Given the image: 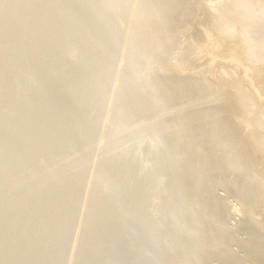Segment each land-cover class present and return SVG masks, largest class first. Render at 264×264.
I'll return each instance as SVG.
<instances>
[{"label":"rangeland","instance_id":"rangeland-1","mask_svg":"<svg viewBox=\"0 0 264 264\" xmlns=\"http://www.w3.org/2000/svg\"><path fill=\"white\" fill-rule=\"evenodd\" d=\"M2 0H0V2H1ZM4 1V5H3V7L1 6L2 4H0V9H1V12H0V18H1V21H0V43L1 44H3L2 46H1V44H0V53L2 54V56H1V54H0V57H1V59H0V64H3V65H0V74H2V79L0 78V86L1 85H3V83L5 82L6 84L7 83H10V81L12 82V84H14L15 82V80L16 81H18L17 79H18V77H19V88L21 89L22 87H24V88H22V89H24V90H20V91H18V92H22V95L20 94V93H18L19 95V97L18 96H14L13 97V94L14 93H16V90L14 89V87L16 86V89H17V82L14 84V87H13V89H14V91H13V89H12V87H11V89H10V87H9V85H12L11 83L8 85H6L5 83H4V85L5 86H7V87H9V89L7 88V90H5L4 89V87L5 86H2V88L0 87V90L2 91H0V96H2V98H0V99H2L3 101H5L6 103H4V102H2L1 100H0V105L1 104H4V105H1V107H0V112H1V114H0V123L1 124H3V125H0V128H2L3 130V133H2V131H0V137L3 135V137L5 138H3V137H1V139H3V141H5L6 140V142H8V143H4L1 139H0V142H1V145H0V166L2 167H0V177H4V174H6V175H8V181H6L5 179L7 178V177H5V179L4 178H0V179H2V181L0 180V205H2V206H0V217H2V218H0V226H1V229H0V243H1V245H0V250H3V251H1L0 252V257L2 258V257H4L3 256V253H4V255H5V257L7 258L6 260H4V261H2L1 262V260L2 259H0V264H3V263H5V264H163L164 263V261L166 262V263H164V264H167L170 260H172L171 262H174V259L173 258H176L175 260H177L178 261V259L180 260V258L181 257H183V256H180V253H186V252H188V250H190L189 248H190V244L188 243V240L191 238V237H194L195 236V234H196V232L195 231H193L194 230V228H195V226L194 225H192V220H191V218H195L196 216L195 215H198V212H199V210H198V212H196V209L198 208L199 209V207H198V205L195 203V202H192V200H190V199H188L186 196H184V194H182V193H179L180 192V190H176L177 189V184H180V183H177V182H179L180 180H178L177 179V176H179V175H181V176H183V172H181V171H176L177 169L178 170H180L181 169V167H182V165L185 163V157L183 158V159H181V157H182V155L179 153V152H181L180 151V149H178V150H176V147H174L173 146V144H172V142H171V140H170V134H173L174 133V130H175V128H173L172 126H174V124L176 125L177 124V121H176V119H174L175 118V116L176 117H178L180 114L176 111L177 109V105L175 104V103H173L171 100L170 101H168V98H166L165 96H164V94L162 93V91L160 92V90L158 91L159 93H157L156 91V89H153L152 87V81H155V80H158V77L161 75V74H159L160 72H158V71H156V70H154L155 72L154 73H157L156 75H158V77H155L156 75H153L152 77H151V74H148V73H150L151 71H153V69H154V67L156 68H158V64H157V60H156V58L158 59L159 57L156 55V58L154 57V53L153 54H150L151 52H152V50H150L148 47V49H146V47H144V46H146V45H140L139 47L141 48V50H140V48L139 47H137V53H136V51H135V48H136V46H133L134 44V42H136V41H138V40H140L139 38H138V36L139 37H142V36H140V35H143V37L145 38V36H146V38H148V33H146V35H145V33H143V31L142 32H140L139 34H138V36H137V31H135V34H136V36L134 35V33H129V36L131 37V34H133L132 35V37L133 36H135L136 37V39L138 38V40H132V38L130 39V37L127 35L128 34V30H130V31H133L137 26V24L136 25H131V24H133V23H131L132 21H131V18H130V26H131V29H127L126 30V28H127V26H123V25H125V24H123L125 21H126V19H125V17L127 16V13H128V10H129V12H130V6H133V2H132V4L131 5H129V2L126 0V2H128V3H125V0H122V1H124V2H122V1H120V2H122V3H125V5L126 6H128V8L125 6V5H121L120 4V2H119V0H117V7H115V6H113V5H116L115 3H114V1H116V0H47V2H46V0H41V1H39V0H13V3L11 2L12 0H3ZM14 1H15V3H14ZM73 1V2H72ZM80 3H79V2ZM92 1V2H91ZM130 1V0H129ZM202 1V0H201ZM207 3H206V2ZM21 2H25L24 3V5L25 6H27V8L25 9V10H23L24 8V5H23V3H21ZM27 2H29L30 4H28ZM35 2V3H34ZM44 2V3H43ZM50 2H53V3H50ZM55 2H56V5H55ZM76 2V3H75ZM1 3H3V2H1ZM20 3V4H19ZM57 3H58V5H57ZM59 3H60V5H59ZM83 3V4H82ZM131 3V2H130ZM202 3H203V5H202V9H204V11L202 10V15H201V17L202 18H200V20H202V21H208L209 22V20H213L212 18H214V15L215 16H217V15H222V16H224V17H226V18H228V17H230V19L232 20V21H234V19H236V18H234V16L235 17H237V14H235V13H237L238 12V9H239V7H240V0H203L202 1ZM201 3V4H202ZM17 4V5H16ZM28 4V5H27ZM41 4V6H39ZM63 4V5H62ZM67 4V5H66ZM69 4L71 5V6H69ZM77 4V5H76ZM78 4H80V5H78ZM82 4V5H81ZM128 4V5H127ZM232 6H231V5ZM19 5H21V7H20V11L18 12V11H16V10H19ZM31 6V8L32 9H30V6ZM46 5V6H45ZM118 5H120L119 7L120 8H118ZM229 5V6H228ZM9 6H10V8H9ZM12 6V7H11ZM23 6V7H22ZM44 7V10H46V11H44L43 10V7ZM58 6V7H57ZM59 6H60V8H59ZM64 6V7H63ZM121 6L122 7H124L125 6V10L123 9L122 10V8H121ZM211 6H212V8H211ZM261 6V7H260ZM78 8V10H77V8ZM134 7V6H133ZM132 7V8H133ZM143 7V8H142ZM142 7H140V11L141 10H143V9H145V6H142ZM259 9L261 8V9H264V2H263V5H262V3H261V5L259 4ZM5 8L8 10H5ZM22 8V9H21ZM80 8V9H79ZM100 8V9H99ZM128 10H127V9ZM130 8V9H129ZM142 8V9H141ZM211 10V11H206V10ZM235 8V9H234ZM10 9H13V11L11 12L10 11ZM27 9H29V10H27ZM41 9V10H40ZM59 9H62V11L60 12L59 11ZM65 9H66V11H65ZM74 10V12L73 11H71V10ZM103 9V10H102ZM32 10V11H31ZM37 10V11H36ZM52 10V11H51ZM54 10L56 11L55 13H54ZM83 10V11H82ZM99 10H101V11H99ZM224 10V11H223ZM33 11H35V13L33 12ZM44 11V12H43ZM51 11V14H56L58 11L60 12V13H57V16L55 17V15L53 16V18H52V16H50V18H46V19H50L49 21H45V22H53V23H51V24H47V23H45L44 24V21L43 20H40L39 18H42V19H44L45 17H47L46 16V12H47V14H48V17H49V15H51L49 12ZM63 11H65V12H67V11H71V14L69 13V12H67V13H63ZM77 11V12H76ZM82 11V12H81ZM85 11V12H84ZM125 11V12H124ZM260 11H263V10H260ZM9 12V13H8ZM28 12H31V13H28ZM32 12H33V14H34V16L35 17H37L38 15V17H37V20H34L33 19V16H32ZM53 12V13H52ZM122 12H124V15H123V13ZM6 13V14H5ZM7 13L9 14V16L7 15ZM19 13L21 14V15H19ZM45 13V14H44ZM63 13V14H62ZM72 13H74L73 14V18H70L71 16H72ZM78 13H80V14H78ZM85 13H86V15H85ZM125 13H126V16H125ZM131 13H132V11H131ZM131 13H129L130 15H132ZM140 13H143V11H141ZM211 13H212V17H211ZM216 13V14H215ZM31 14V17L30 18H32L31 19V21L29 20L30 18H28L27 16H29ZM42 14V15H41ZM43 14H44V17H43ZM63 15V17H62V15ZM64 14H66V16H67V14H68V17H69V14H70V17H69V19H71L70 21L68 20V21H66L65 22V19H63L65 16H64ZM77 14V15H76ZM82 14H84V15H82ZM129 14H128V18H127V21L129 20V17H131V16H129ZM205 14H206V16H205ZM209 15V17H207L208 15ZM235 14V15H234ZM61 15V18L59 17ZM80 15V16H79ZM119 15H120V18H119ZM6 16V17H5ZM15 16V17H14ZM77 17V19H76V23H74L75 21V17ZM79 16V17H78ZM83 16H84V18H83ZM87 16V17H86ZM122 16H125V17H122ZM34 17V18H35ZM68 17H66V18H68ZM90 17V18H89ZM211 17V18H210ZM7 18V19H6ZM23 18H24V20H26V18H27V20H26V22L23 20ZM83 19V20H81V19ZM122 18H124V19H122ZM5 19V20H4ZM36 19V18H35ZM46 19H44V20H46ZM90 19V20H89ZM122 19V20H121ZM229 19V18H228ZM229 19V20H230ZM30 22H32L33 20L37 23V25H38V27L39 28H35L34 26H36L35 24V22H34V24H32V23H30ZM55 20V21H54ZM79 20V21H78ZM85 20V21H84ZM123 20H125V21H123ZM136 19H134V22L136 23V21H135ZM22 21H24L25 22V24H27L28 22V24L27 25H29V27L30 26H32V25H34L33 26V28L32 27H30V28H32L33 29V31H34V29H35V33H33V31H32V29H29V28H27L28 26L27 25H23V22ZM39 21H41L40 23H39ZM74 21V22H73ZM82 23H81V22ZM236 21V20H235ZM2 22V23H1ZM6 22V23H5ZM8 22V23H7ZM68 22H70V23H68ZM129 22V21H128ZM128 22H126V25L128 24ZM11 23V24H10ZM41 23H43V24H41ZM93 23V24H92ZM47 24V25H46ZM87 24V25H86ZM201 24H205L206 25V23L205 22H203V23H201ZM67 25H68V27H67ZM84 25V26H83ZM86 25V26H85ZM129 25V24H128ZM203 25H200V28L202 29H204L205 27H203ZM22 26L24 27V26H26L25 27V30H27V31H25L24 29H23V31L22 30H19V29H21L22 28ZM56 26V27H55ZM58 26V27H57ZM78 26V27H77ZM110 26V27H109ZM134 26H136L134 29H133V27ZM6 27V29H4ZM12 27V28H11ZM18 27V28H17ZM40 27H41V30H40ZM43 27V28H42ZM65 27V28H64ZM66 27H67V29L69 30H67L66 29ZM99 29H98V28ZM110 28V30L108 29V28ZM237 28H238V25L236 26ZM17 29V30H13V31H11V29ZM27 28V29H26ZM55 28H57V29H55ZM62 28H64V29H62ZM79 29L78 31L76 30V29ZM107 28V29H106ZM43 29V30H42ZM74 29V30H73ZM117 29V30H116ZM123 29V30H122ZM126 30V32H127V34H126V32H125V30ZM137 29V28H136ZM39 30V31H38ZM55 30H57V31H55ZM59 30L60 31H62L63 30V32L66 34V33H68V34H63V32H59ZM70 30H71V32L73 33H71L70 35H69V32H70ZM76 30V31H75ZM81 30H82V32H81ZM88 30H89V32H88ZM93 30V31H92ZM97 30V31H96ZM101 30H103V31H101ZM105 30V31H104ZM237 30V29H236ZM261 30L262 31H264V26L261 28ZM7 33H6V32ZM15 31V32H14ZM20 31H21V33H23V34H21L20 33ZM25 31V32H24ZM123 31V33L122 34H119V33H121ZM239 30H237V32H238ZM12 34H10V33ZM27 32V33H26ZM28 32L30 33V34H28ZM42 32V33H41ZM49 33V35H48V33ZM56 32L57 33H61L63 36H64V38L67 36V38H63V36L62 37H60L61 36V34L60 35H57L56 34ZM79 32H81L80 34H82L83 36H84V34H85V36L84 37H82V35L80 36L79 34V37L78 36H76L75 38H74V36H72V35H74V33H79ZM96 32V33H95ZM115 32V33H114ZM124 32H125V35H126V39L124 38L125 36L123 35L124 34ZM134 32V31H133ZM2 33V34H1ZM31 33H32V35H31ZM39 35H38V34ZM88 33V34H87ZM99 33V34H98ZM143 33V34H142ZM7 34H9V35H7ZM14 34L16 35V37L14 36ZM17 34H18V36L20 37L19 39H16V38H18V36H17ZM34 34V35H33ZM55 34V37L56 36H58V38L59 39H56L53 35ZM104 36H102V35ZM117 34V35H116ZM25 36V35H27V36H25V37H27V39L29 40H27V39H24V38H21V36ZM41 35V36H40ZM42 35L43 36H47V37H50V39L52 40L51 42H53V40L55 41V42H53V43H57L56 42V40L57 41H59L60 39H62V40H64V42L62 41V40H60V43H61V41L63 42V43H57L58 45H60L59 47H58V45L56 46H54V44L52 45V43L50 42V40L48 39V38H41V40L42 41H39L40 39V37H42ZM51 35L54 37V38H51ZM89 35V36H88ZM90 35H91V37H90ZM96 35H98V36H96ZM124 37H123V36ZM264 35V34H263ZM32 36H33V38H32ZM13 37V38H12ZM15 37V38H14ZM40 42V44H43V43H47V44H45V45H48V47L50 46V48L51 49H49L47 46L45 47L44 46V44L43 45H40L39 43H37V40L35 39V38ZM72 38L73 37V39H70V41L68 42V41H65L66 39L67 40H69V38ZM99 39H98V38ZM102 37V38H101ZM134 38V37H133ZM145 38V39H146ZM13 39H16L17 40V42H16V40H15V44L16 43H21L22 44V47H20L21 45L20 44H17V45H15V46H17V47H15V46H13L14 47V49H13V47H10V46H12L11 45V41L13 42ZM43 39H48V40H46L47 42H43L44 40ZM56 39V40H55ZM76 39V40H75ZM95 39V40H94ZM103 39V40H102ZM143 39V38H142ZM141 39V40H142ZM6 40V41H5ZM20 40V41H19ZM33 40H34V42H33ZM80 40V41H79ZM124 40H125V42H124ZM126 40L128 41L127 43H126ZM9 41H10V43H9ZM23 41H24V43H25V45H24V43H23ZM36 41V42H35ZM49 41V42H48ZM71 41H73V42H71ZM75 41V42H74ZM130 41H132V42H130ZM3 42V43H2ZM4 42H8V43H4ZM31 42V43H30ZM99 42V43H98ZM130 42V47H127V46H125L126 47V49H125V47H123L124 45H128L129 46V43ZM139 42V41H138ZM137 42V43H138ZM27 43V44H26ZM30 43V44H29ZM32 43H33V46H34V50H32V52L33 53H31L30 52V50H28L29 48H31V46L30 45H32ZM50 43V44H49ZM94 45H92V44ZM124 45H123V44ZM126 43V44H125ZM132 43V44H131ZM140 44H142V42L140 41L139 42ZM139 43H138V45H139ZM6 44L9 46V48H8V46H6ZM35 44L37 45L38 44V46H36L35 47ZM66 44H69V46H65ZM71 44V45H70ZM74 44V45H73ZM75 44H77V45H75ZM87 44V45H86ZM106 44V45H105ZM136 44V43H135ZM4 45H5V47H4ZM13 45H14V43H13ZM25 46V48H24V46ZM54 46V48L52 47V46ZM96 45V46H95ZM33 46H32V48H33ZM71 46V47H70ZM89 46V47H88ZM111 46V47H110ZM123 48H122V47ZM39 47V48H38ZM42 47L43 48H45V51H43L44 49H42ZM55 47H58V48H55ZM60 47H61V49H60ZM67 48V47H70L71 49H76V51H79V53H81L82 54V52H83V54L82 55H75V54H77L75 51H73V52H75V54L74 53H72L71 52V50L68 48V49H65V48ZM82 47V48H81ZM92 47V48H91ZM94 47V48H93ZM102 49V51L100 52V48ZM108 47V48H107ZM133 47V48H132ZM142 47H144V49L142 48ZM8 48V49H7ZM12 49V52H13V50L16 52H13V53H15L13 56H12V53H11V50H9V49ZM31 48V49H32ZM39 49V50H37V49ZM41 48V49H40ZM89 48V49H88ZM96 48H99V49H96ZM106 48V49H105ZM128 48V49H127ZM131 48V49H130ZM47 49H49V50H47ZM56 49V51L54 52V50ZM86 49V50H85ZM90 49H91V51H90ZM95 49V50H94ZM113 49V50H112ZM124 49V50H123ZM133 49H134V52H133ZM143 49V50H142ZM17 50H18V52L19 53H17ZM24 50V51H23ZM35 50H37L36 51V55H35ZM64 50H66V52H68V54L66 53H64L65 51ZM67 50H70V52L72 53H70L69 51H67ZM93 50V51H92ZM126 50V51H125ZM129 50V51H128ZM177 50V51H176ZM175 50V48H174V51L175 52H173V53H175V54H172L173 55V57H176V58H178V56L177 55H179V49H176ZM9 51V52H8ZM46 52L47 51V53H44V54H47V55H49V56H47V58H49L50 56H53V55H56L57 54V57H59L60 58V60L57 58V59H55L56 57H51L52 59H48V61H47V58L44 56V58H43V55L41 54L42 52ZM49 51V52H48ZM81 51V52H80ZM90 51V52H89ZM140 51H143V53L142 52H140ZM147 51H150V52H147ZM171 52H167L166 53V57H169V55H170V57H172L171 56V53H172V51L173 50H170ZM4 53V55L5 54H7L8 55V53H9V55L7 56V55H5V58L3 57V53ZM6 52V53H5ZM26 52H30V54L31 55H35V57L37 58V57H41V58H39V60H38V58H37V60H38V62H40V59L41 60H45V65L47 66V64H48V66L47 67H50L49 68V70L50 71H48L47 72V70H48V68L45 66L44 67V63H42L43 64V68H44V71H43V68H42V70H40L39 68V64H38V62H37V60H36V58H34L33 56H31V57H26L25 55H28V53L27 54H25ZM40 52V53H39ZM51 52V53H50ZM63 52V53H62ZM112 52V53H111ZM131 52V53H130ZM177 52V53H176ZM37 53H38V55L39 56H37ZM55 53V54H54ZM62 53V55H60ZM78 53V54H79ZM134 53V54H133ZM136 53V54H135ZM138 53L140 54L141 53V55L142 56H140V58H139V55H138ZM170 53V54H169ZM29 54V55H30ZM51 54V55H50ZM61 56H59V55ZM63 54H64V56H63ZM74 54V55H73ZM109 54V55H108ZM12 57H14V56H16V58L14 57V61H12L13 59L11 58V56ZM21 55L23 56V58H24V61H22L23 59H22V57H21ZM28 55V56H29ZM71 55V56H70ZM84 55H85V57H84ZM123 55V56H122ZM128 55H132L131 57H129ZM134 55H138V57H134ZM145 55V56H144ZM174 55H176V56H174ZM6 56H7V58H6ZM9 56H10V58H9ZM80 56V57H79ZM84 58H83V57ZM111 56V57H110ZM128 56V57H127ZM144 56V57H143ZM17 57H19V59H21V60H19ZM32 57L34 58V60L32 59ZM63 57H65L63 60H61V58H63ZM71 57V58H70ZM78 57L81 59H78ZM127 59H126V58ZM145 58V59H142V58ZM10 60H9V59ZM69 58V59H68ZM77 58V59H76ZM87 58V59H86ZM89 58V59H88ZM91 58H92V60H91ZM109 58V59H108ZM123 58H125V59H123ZM6 59V60H5ZM19 61H18V60ZM25 59H27V60H31V62H29V61H27V60H25ZM65 59H67V60H65ZM108 59V60H107ZM36 60V61H35ZM52 60H54V61H52ZM57 62H56V61ZM65 60V61H64ZM78 60H80V62H78ZM87 62H86V61ZM126 60V61H125ZM132 60H134L133 62H132ZM146 60V61H145ZM147 60H149L148 62H151V60L153 61V64L156 62V65L157 66H154L153 64H150L149 63V66H148V64H147ZM19 62V64L17 63V62ZM51 61V62H50ZM59 61V62H58ZM62 61V62H61ZM68 61H70V63L72 62V64H70V65H68L67 67H66V65L65 64H69V62L67 63ZM109 61V62H108ZM119 61H120V64H119ZM123 61V62H122ZM1 62H3V63H1ZM10 62H11V64H10ZM13 62H16L15 64H18V65H15V66H12V63ZM24 64H23V63ZM33 62V63H32ZM46 62H47V64H46ZM50 62V63H49ZM54 62V63H53ZM64 63V64H62V65H59L58 63ZM74 62V63H73ZM76 62V63H75ZM116 62H117V64L118 65H120V67L116 64ZM10 64V67H8V65ZM30 63H32L31 65H30ZM34 63H35V65H37V69L36 68H34L35 67V65H34ZM37 63V64H36ZM40 63V64H41ZM60 63V64H61ZM112 63V64H111ZM115 63V64H114ZM124 64V65H121V64ZM152 63V62H151ZM5 64H8V65H5ZM23 64V65H22ZM59 66H58V65ZM74 64V65H73ZM90 64V65H89ZM92 64V65H91ZM101 64H102V68H101ZM115 66H114V65ZM133 65V67H130V65ZM225 64L226 63H217V64H215L213 67L215 68V70H214V68L212 69V71H211V76H210V79H212V78H215V79H212V81L213 82H215L216 81V84H220V82L219 81H222L221 83L222 84H224V82H231L232 80H233V82H235L236 80H237V78H235L234 79V77H235V65H226L225 66ZM5 65V66H4ZM24 65H25V67H24ZM54 65H56L55 67H58L57 69H59V68H61L62 66V68H63V70H62V74H63V72H64V76H65V74H66V76H67V74H69V77H61V76H63L61 73H60V75L61 76H59V71L62 69H60V70H58L57 71V69L54 67ZM95 65V66H94ZM113 65V67H111ZM131 65V66H132ZM147 65V66H146ZM154 66L153 67V69H152V67L151 66ZM217 65H218V67H217ZM222 65V66H221ZM2 66H4L3 68H5L4 70H2ZM16 66H20V67H17V69H16ZM26 66H28V68H29V66H31V68L30 69H28ZM32 66H33V69L36 71V70H38V71H40V72H38V71H36V72H38V75L37 74H35V72L33 71V69H32ZM52 66L54 67L53 69H52ZM225 66V69L223 68ZM23 67V68H22ZM80 67V68H79ZM92 68L91 69V73H90V68ZM119 68V69H117L118 70V72L117 71H115L116 70V68ZM122 67H123V69H122ZM129 67V68H128ZM234 67V68H233ZM47 68V69H46ZM66 68V69H65ZM95 69V71H93L94 69ZM131 68V69H130ZM220 68V69H219ZM10 71H9V70ZM18 69H19V71H18ZM23 69H27L26 71L25 70H23ZM55 69H56V72H58V73H55ZM69 69V70H68ZM85 69V70H84ZM89 69V70H88ZM100 69V70H99ZM104 69V70H103ZM121 69V70H120ZM144 69V70H143ZM148 69V70H147ZM223 69V70H222ZM228 69V70H227ZM234 71H233V70ZM5 70L7 71V73H5ZM17 70L18 72H16V74H15V71ZM30 70V71H29ZM54 70V71H53ZM65 70H67V71H69L68 73H66L67 71H65ZM78 70V71H77ZM81 70V71H80ZM97 70V71H96ZM137 70V71H136ZM220 70V71H219ZM226 70V71H225ZM233 72H232V71ZM21 71H24V72H22L21 73ZM27 71H29L30 73H32V74H30V75H28L27 74ZM32 71V72H31ZM46 71V72H45ZM53 71V72H52ZM71 71V72H70ZM73 71L75 72V74H72L71 75V73H73ZM103 71V72H102ZM108 71V72H107ZM223 71H225V72H223ZM229 71H231V72H229ZM2 72H4V75H3V73ZM11 72V73H10ZM43 72H45V75H44V73ZM81 72V73H80ZM84 72H85V74H84ZM89 72V73H88ZM99 72V73H98ZM117 72V73H116ZM122 72V73H121ZM140 72V73H139ZM144 72H146L145 74L146 75H144ZM214 74H213V73ZM10 73V74H9ZM23 73L24 74H26V75H23ZM114 73V74H113ZM116 73V74H115ZM127 73V74H126ZM154 73H152V74H154ZM41 76H40V75ZM54 74H58L57 76L56 75H54ZM82 75V76H80V75ZM105 74V75H104ZM141 74V75H140ZM216 74V75H215ZM225 74V75H224ZM5 75H7V77L9 76V77H11V78H13L14 80H8V79H10V78H8V79H6L7 77H5ZM17 75V77L16 78H14V76H16ZM27 75L29 76V80H30V77L31 76H33V77H31V79L33 80V82L31 81H28V79L26 78L27 77ZM47 75H49V76H47ZM73 75H74V77H73ZM91 76V78L92 79H90V78H88V76ZM95 75V76H94ZM103 75V76H102ZM119 75V76H118ZM121 75V76H120ZM212 75L214 76V77H212ZM44 76V78H48V80H43L42 79V77ZM51 76V77H50ZM100 78H99V77ZM111 78H110V77ZM124 78H123V77ZM217 78H216V77ZM225 76H227V77H225ZM3 77H5V78H3ZM41 77V78H40ZM98 77V78H97ZM129 77L131 78V79H129ZM135 77H137V78H135ZM144 77H145V79H144ZM212 77V78H211ZM22 78H24V79H22ZM27 80H26V79ZM35 78V79H34ZM36 78H40L38 81L36 80ZM54 78H55V80H54ZM67 78V79H66ZM110 78V79H109ZM221 78V79H220ZM233 78V79H232ZM4 79V80H3ZM6 79V80H5ZM43 80V83L45 84H48L47 82L49 81V83L51 82V80H52V82H55V84H54V89H52L53 88V84H52V86H51V89H50V84H48L47 86H49V87H47V86H45V85H43V83H41L42 82V80ZM58 79H59V82H58ZM81 79V80H80ZM89 79V80H88ZM118 79V81L116 82V80ZM120 79H121V81H120ZM128 79L130 80V81H128ZM135 81H133V80ZM151 79H153L152 81H151ZM217 79V80H216ZM223 79V80H222ZM228 81H227V80ZM231 79V80H230ZM8 80V81H7ZM23 80V81H22ZM26 80V81H25ZM56 80H57V83L59 84V86H58V84L56 83ZM66 80V81H65ZM94 80V81H93ZM127 80V81H126ZM132 80V81H131ZM150 80V81H149ZM28 84V82L29 83H31V85H30V87H29V84L27 85L25 82ZM28 81V82H27ZM37 81V82H36ZM47 81V82H46ZM72 81V82H71ZM113 81V82H112ZM115 81V82H114ZM148 81V82H147ZM25 83L26 85H27V87H25V86H23V85H25V84H23V83ZM38 82H39V84L41 85H43V86H40L39 84H38ZM74 82V83H73ZM80 84H79V83ZM83 82V83H82ZM90 82V83H89ZM105 82V83H104ZM128 83V84H126V83ZM131 84H130V83ZM135 84H133V83ZM156 82V81H155ZM155 82H153V84H154V88H158V86H156L155 84ZM228 82V83H229ZM23 85H22V84ZM37 83V84H36ZM65 83H66V85H65ZM96 83H98V84H96ZM114 83L115 84H117V85H115V86H117L119 89H122V90H119L118 88H116L115 86H114V88L112 87V85H114ZM119 83V84H118ZM61 84H63V86L61 85ZM104 86H103V85ZM122 84V85H121ZM147 84H150L149 86H150V90H151V88H152V90H156L155 92L156 93H154L152 90H151V92L152 93H154L155 95H156V97H155V95H152V94H150L149 93V95H147V96H144L145 95V93L147 94V92L148 91H146L147 89L149 90V86L147 87ZM35 85V86H34ZM38 85V86H37ZM55 85H56V87H55ZM60 85H61V88H60ZM93 85H94V88H93ZM98 85H102V86H98ZM127 85V86H126ZM13 86V85H12ZM22 86V87H21ZM39 86L41 87L40 89H39ZM44 86L45 87H47V89H49L48 91H49V93H50V90L52 91L51 93L53 94V95H51V93L49 94V96H48V94H46L45 92H43L44 90H46V89H43L44 88ZM72 86H73V88H72ZM145 86V87H144ZM220 87H223L221 84L219 85ZM43 87V88H42ZM65 87H66V89H65ZM80 87V88H79ZM105 87V88H104ZM111 87H112V89H111ZM28 90H30V94H29V90H28V92L26 93V89ZM34 88H36L37 89V91H35L36 93H38V94H36V93H32L35 89ZM60 88V89H59ZM97 88H98V90H97ZM99 88H101V89H99ZM138 88H140V89H138ZM7 91V93L9 92V97L6 95V92L4 91ZM61 89H62V91L63 92H61ZM73 89V90H72ZM94 89V90H93ZM109 89H111L112 91H114V90H116V91H118V94H117V92H116V94H115V92H113L114 93V95H109L110 93H112V91H110ZM118 89V90H117ZM142 89V90H141ZM10 90V91H9ZM55 90H57L56 91V93L54 92L53 93V91H55ZM66 90V91H65ZM68 90H70V91H68ZM82 90H83V93H82ZM85 90V91H84ZM100 90V91H99ZM104 90H109V93L107 92V91H105V93L108 95V97L109 98H111V99H116L117 101H118V98H119V100H121V102H122V104L126 107L127 105V108L126 109H124L125 107L124 106H121L122 104H120L119 103V101L117 102L116 100L114 101L115 102V104L117 103V105L116 106H118V109L121 111V109H122V107H123V109L122 110H125V113L127 114V110H129V109H131V110H129L128 112H130L131 111V113L129 114H127V115H125L124 114V112L123 111H121V112H123V114H120V111L118 112L117 110H116V112H115V109H117L116 108V106H114L113 105V103L114 102H112L111 100H109L110 101V103H109V101H106V100H108L109 98H107L106 99V94H104ZM132 90V91H131ZM149 90V91H150ZM4 91V92H3ZM11 91H13L12 93H10ZM41 91L44 93V94H42L41 93ZM77 91V92H76ZM88 91H90V92H88ZM136 91V92H135ZM23 92H25L26 93V95L27 94H29L28 96H27V98L26 97H24L23 98ZM39 92L42 94H39ZM61 92V93H60ZM65 92V93H64ZM76 92V93H75ZM88 92V93H87ZM97 92H99V93H97ZM103 92V93H102ZM129 92V93H128ZM140 92V93H139ZM145 92V93H144ZM4 93H5V95H4ZM78 93V94H77ZM82 93V94H81ZM91 95H90V94ZM102 93V94H101ZM135 93V94H134ZM12 94V95H11ZM46 94V95H45ZM59 94V95H58ZM73 96H71V95ZM83 94H85V97H87V98H85L84 97V95ZM100 94V95H99ZM138 94V95H137ZM14 95H17V94H14ZM45 97H44V96ZM98 95V96H97ZM123 95V96H122ZM129 95H132V96H129ZM159 95V96H158ZM24 96H25V94H24ZM112 96V97H111ZM117 96V97H116ZM127 96H128V98H127ZM148 96H154V98H151V97H148ZM5 97H7L6 99H5ZM10 97H11V100H10ZM19 98V101L18 102H22V103H20V105L21 104H25V105H21V106H19L18 104H16V102L17 101H14L15 99L14 98H16V99H18ZM37 97H39V98H37ZM65 97V98H64ZM98 97V98H97ZM123 97V98H122ZM23 98V100L24 101H21V99ZM25 98L27 99V100H25ZM79 98L81 99V100H79ZM84 98V99H83ZM88 98H90V99H88ZM130 98H132V99H130ZM137 98V99H136ZM148 98V99H147ZM149 98H151V99H149ZM33 99V100H32ZM51 99H52V102H51ZM87 99V100H86ZM125 99V100H124ZM135 99V100H134ZM146 99V100H145ZM10 102H9V101ZM28 100H30L29 102H30V106L27 104V103H29V102H27ZM42 100V101H41ZM73 100H75V101H73ZM99 100H100V103H99ZM124 100V101H123ZM134 101V103H133V101L132 102H129V101ZM138 100V102H140V104H143V105H148V107H146L145 108V106L143 107V105H141L142 106V108L140 107V105L138 106L139 108H140V110L141 109H143V110H139V108L137 107V106H134V105H136V101ZM8 101V102H7ZM11 101H13L12 103L14 104L13 106H17V108H15V107H11ZM33 101H34V103H33ZM38 101V102H37ZM87 101V102H86ZM88 101H89V103H88ZM15 102V103H14ZM24 102V103H23ZM27 102V103H26ZM37 102V103H36ZM43 102H45V103H43ZM47 102V103H46ZM59 103V105H58V103ZM60 102H61V105H60ZM80 102V103H79ZM98 102V103H97ZM108 102V103H107ZM143 102V103H142ZM171 102V103H170ZM42 103V104H41ZM83 103V104H82ZM86 103V104H85ZM97 103V104H96ZM150 103H151V105H150ZM152 103H156V104H154V108H152ZM7 104V105H6ZM35 104V105H34ZM37 104V105H36ZM41 104V105H40ZM63 104V105H62ZM82 104V105H81ZM87 104H88V106H87ZM91 104V105H90ZM95 104V105H94ZM100 104V105H99ZM121 106H119V105ZM134 104V105H133ZM139 103H137V105H138ZM159 104V106H157L156 107V105H158ZM9 105H10V107H11V109L10 110H7L8 108H10L9 107ZM27 105V106H26ZM40 105V106H39ZM43 105V106H42ZM45 105V106H44ZM97 105V106H96ZM107 105H111V107L113 106V113L112 112H110V110H112V109H110L111 107H109V109H107L108 108V106ZM163 105V106H162ZM165 105H167L168 106V110H166V108H165ZM171 105H173V106H171ZM174 105H176V106H174ZM2 106H4L5 108H3ZM18 106L19 107H21V109L20 108H18ZM49 106V107H48ZM73 108H72V107ZM82 106V107H81ZM131 106L132 107H137V109H135V110H139L140 111V113H139V115H137V114H135V112H133L134 111V109L132 110V108H131ZM149 106H151L150 108H149ZM166 106V107H167ZM6 107H8V108H6ZM23 107V108H22ZM27 108V109H25V108ZM30 107V108H29ZM36 107V108H35ZM79 107H80V109H81V112H83V114H80L81 112H80V110H79ZM115 107V108H114ZM159 107V108H158ZM173 107H175V108H173ZM2 108H3V110H2ZM13 108H15V110L13 109ZM85 108V109H84ZM97 108V109H96ZM157 108V109H156ZM163 109L162 111H164L163 112V114H161L162 113V111H161V109ZM165 108V109H164ZM173 108V109H172ZM4 109L5 110H7V114H6V112L4 113L3 111H4ZM62 109V110H61ZM82 109H83V111H82ZM146 109V110H145ZM148 109V110H147ZM155 109V110H154ZM170 109H172L171 110V112L169 111ZM176 109V110H175ZM19 112H18V111ZM27 110L29 111V112H27ZM31 110H33V111H31ZM106 110H108V111H106ZM43 111V112H42ZM55 111H57V113L55 112ZM59 111V112H58ZM65 111V113H66V115H65V113L63 114V112ZM87 111H88V113H87ZM92 111V112H91ZM97 113H99V114H97ZM154 111H158L159 112V115H158V112L157 113H155ZM167 111V112H166ZM175 111V112H174ZM9 112L11 113V115L13 114V117L11 118V115H9ZM12 112H14L15 114L16 113H19V114H21L22 115V117L20 118V115H17L18 117H16V115H14V113H12ZM22 112V113H21ZM36 112V113H35ZM40 112V113H39ZM46 113V115H44L45 113ZM106 112H108V113H106ZM136 112V113H137ZM142 112V113H141ZM3 113L4 114H6V115H3ZM73 113V114H72ZM94 113H96V114H94ZM101 113H102V115H101ZM30 114V115H29ZM40 114H41V116H40ZM53 114H54V116H53ZM72 114V115H71ZM86 114V115H85ZM106 114V115H105ZM112 114V115H111ZM117 114H120V115H118V117H117ZM157 114V115H156ZM174 114V115H173ZM178 114V115H177ZM9 116V118H7L8 116ZM60 115H61V117H60ZM92 115V116H91ZM96 117H95V116ZM108 115H110V118H108L107 116ZM115 115H116V117H115ZM124 115L126 118H124V116L122 117V116ZM132 115V116H131ZM134 115V116H133ZM14 116H15V118H14ZM28 117V118H23V117ZM44 116V117H43ZM48 116V117H47ZM64 116H66L67 118L65 119V117ZM72 117V118H70V117ZM81 116H82V118H81ZM102 116V117H101ZM104 116H106V121L104 120ZM122 117V118H120V117ZM2 117H5L4 118V120H2L3 118ZM30 117V118H29ZM39 117V118H38ZM46 117V118H45ZM51 117L53 118V119H51ZM58 117V118H57ZM64 117V118H63ZM90 117V119H88ZM97 117H98V119H97ZM137 117V118H136ZM2 118V119H1ZM32 118V120H30ZM34 118V119H33ZM59 118H61V120L59 119ZM74 118L76 119V120H74ZM103 118V119H102ZM107 118L108 119H110V121H112L111 123H109V125H111V127L112 126H115V127H112V128H115L114 130H116V131H118L119 133H117V132H115L114 130L113 131H111L110 130V126H108L107 124H106V122H108L107 121ZM117 119V122L118 123H116V119ZM118 118H120L119 120H118ZM131 118V119H130ZM167 118V119H166ZM6 119H10L9 121H6ZM29 119V120H28ZM36 119V120H35ZM44 119V120H43ZM57 119V120H56ZM64 119V120H63ZM73 119V121H72V123H71V120ZM102 119V120H101ZM163 119V120H162ZM16 120V121H15ZM24 120V121H23ZM39 120V121H38ZM46 120V121H45ZM55 120V121H54ZM86 120H87V122H86ZM93 120V121H92ZM114 120V121H113ZM129 120V121H128ZM172 120V121H171ZM12 121H14V122H12ZM25 121H27V124L26 123H24ZM31 121V122H30ZM32 121H35V122H32ZM45 121V122H44ZM66 121V122H65ZM84 123H83V122ZM101 121H103V122H105V124H106V126L107 127H109V131L108 132H106L105 130L107 129V128H105V124H102L103 122H101ZM109 121V122H110ZM134 123H133V122ZM169 121H171V124L169 123ZM176 121V122H175ZM30 124H29V123ZM119 122H121L122 123V126H124V129L123 130H125V132L124 131H121V130H117L118 128H120V127H122L121 125H119ZM175 122V123H174ZM32 123H34V124H32ZM37 123V124H36ZM69 124V126L67 125V124ZM71 123V124H70ZM76 123V124H75ZM86 123V124H85ZM90 123H92V124H90ZM93 123H94V125H93ZM96 123V124H95ZM100 123V125H97V124H99ZM114 123L115 124H117L118 126L116 127V125H114ZM131 123V124H130ZM136 123L138 124V125H136ZM164 125H163V124ZM174 123V124H173ZM8 124V125H7ZM20 124V125H19ZM26 124V125H25ZM32 124V125H31ZM62 124V125H61ZM84 124V125H83ZM88 124V125H87ZM102 124V125H101ZM7 125V126H6ZM20 126V128H19V126ZM23 125V126H22ZM35 125H36V127H38V129L37 128H35ZM46 127H45V126ZM56 125V126H55ZM67 125V126H66ZM74 125V126H73ZM104 125V126H103ZM128 125V126H127ZM129 125H131V127L129 126ZM16 126V127H15ZM24 126H27V127H24ZM28 126H29V128H28ZM73 127V129H72V127ZM76 126V127H75ZM93 126V127H92ZM96 126H98V127H96ZM99 126H101V127H99ZM125 126H126V129H125ZM168 127V128H165V127ZM11 127H13V128H11ZM41 127H43V129L41 128ZM65 127V128H64ZM70 127V128H69ZM128 127V128H127ZM129 127H130V129H129ZM176 127V126H175ZM8 129V131H9V129H11L9 132H7V129ZM22 128V130H20ZM24 128V129H23ZM57 128V129H56ZM75 128V129H74ZM90 128H92V129H90ZM105 128V129H104ZM111 128V129H112ZM117 128V129H116ZM123 128V127H122ZM16 130V131H14V130ZM45 129V130H44ZM48 129H50V130H48ZM58 129H60L59 131H58ZM69 129V130H68ZM99 129H100V131H99ZM121 129V128H120ZM129 131H128V130ZM1 130V129H0ZM13 130V131H12ZM39 130V131H38ZM73 130H74V132H73ZM132 130H134V131H132ZM138 130H141V132H143L142 133V135H141V133H140V131H139V133H138V131L136 132V131ZM18 131V133H16ZM48 131V132H47ZM55 132V135H54V137L53 136H50V135H52V134H54V132ZM62 131V132H61ZM65 131H67V132H65ZM82 133H81V132ZM93 131V132H92ZM94 131H95V134H92L91 136H90V134L91 133H94ZM110 131H111V133H110ZM120 131H121V133H120ZM128 131V132H127ZM5 132V133H4ZM46 132V133H45ZM103 133V134H101V133ZM123 132V133H122ZM131 132V134H129ZM132 132H134V134L132 133ZM15 135H14V134ZM31 133H33V134H31ZM39 133H40V135H39ZM58 133V134H57ZM65 133V134H64ZM72 133V134H71ZM85 133V134H84ZM88 133H90V134H88ZM117 133V134H116ZM126 133V134H125ZM31 134V135H30ZM41 134H42V136H41ZM62 134V135H61ZM64 134V135H63ZM74 134V135H73ZM112 134H114L113 136H112ZM116 134V135H115ZM123 134V135H122ZM30 135V136H29ZM38 135V136H37ZM43 135L45 136V137H43ZM58 135V136H57ZM105 136V138H103L104 136ZM110 135V136H109ZM118 135L121 137V139H120V137H118ZM130 135V136H129ZM21 136H23V137H21ZM35 136V137H34ZM43 139V140H40L41 138ZM48 136V137H47ZM57 136V137H56ZM62 136V137H61ZM67 138H66V137ZM94 136V138H92ZM102 136V137H101ZM118 138H117V137ZM6 137L7 138H9V140L8 139H6ZM16 137H19V138H16ZM25 137V138H24ZM28 137H33L32 139H34V140H30L31 138H28ZM47 137V138H46ZM49 137H51V138H49ZM73 137V138H72ZM87 139H86V138ZM109 137V138H108ZM111 137V138H110ZM125 137V138H124ZM133 137H134V139H133ZM26 138H28L29 140H27ZM35 138H38V139H36V140H38L36 143H35ZM45 138V139H44ZM57 138V139H56ZM61 138H62V140H61ZM71 140H70V139ZM90 140H89V139ZM101 138V139H100ZM138 138V139H137ZM13 139V140H12ZM103 139H104V141H103ZM106 139V140H105ZM110 139V140H109ZM117 139V140H116ZM123 139V140H122ZM129 139V140H128ZM131 139V140H130ZM8 140V141H7ZM66 140H69V141H66ZM100 142H99V141ZM109 140V141H108ZM113 140V141H112ZM120 142H119V141ZM15 141V142H14ZM27 141V144L25 143ZM32 141V142H31ZM58 141V142H57ZM76 141V142H75ZM84 141V142H83ZM99 143H98V142ZM126 141V142H125ZM21 142H22V144H21ZM24 142V143H23ZM38 142H40V143H38ZM70 142V143H69ZM72 142V143H71ZM96 142V144H94ZM114 142V143H113ZM121 142H122V144H121ZM2 143H4V144H2ZM17 145H16V144ZM65 143H66V145H65ZM69 143V144H68ZM73 143H75V144H73ZM77 143V144H76ZM79 143V144H78ZM89 143V145H87ZM100 143H104V144H100ZM117 143V144H116ZM12 144V145H11ZM20 144H21V146L22 147H20ZM33 144V145H32ZM100 144L101 146H102V151L103 152H101V151H99L100 150V145L98 146V145ZM107 144H109L108 146H107ZM115 144H116V146H115ZM15 145L17 146V147H15ZM25 145V146H24ZM45 145V146H44ZM70 145V146H69ZM73 145V146H72ZM81 145V146H80ZM87 145V146H86ZM92 145H93V147H92ZM95 145V146H94ZM104 145H106V147H107V149H108V147H109V151L106 149V147L104 146ZM12 146V147H11ZM27 146V147H26ZM97 146V147H96ZM122 146V147H121ZM15 147V148H14ZM20 149H19V148ZM66 147V148H65ZM88 147H90V148H88ZM96 147V148H95ZM105 147V148H104ZM118 147V149L116 150V149H114V148H117ZM8 148V149H7ZM10 148H12V149H10ZM44 148H48L49 150H46L45 149V151L43 150ZM51 148V149H50ZM58 148V149H57ZM60 148V149H59ZM63 148H65V150L63 149ZM73 148H75V149H73ZM87 148V149H86ZM97 148H98V150H97ZM170 148H172V149H170ZM173 148H174V150H173ZM17 151H16V150ZM33 151H32V150ZM72 149V150H71ZM84 149V150H83ZM94 149H96L97 150V154H96V151H94ZM113 151H112V150ZM9 150V151H8ZM11 150V151H10ZM15 151V152H13V151ZM39 150H43L42 152L41 151H39ZM54 150V152H52ZM89 150V151H88ZM107 150V151H106ZM5 151H6V153H5ZM27 151H28V153H27ZM30 151H31V153H30ZM36 151V152H35ZM39 151V152H38ZM46 151H50V155L52 156V158H51V156H49V158L46 156L45 157V152ZM60 151V152H59ZM68 153H66V152ZM69 151V152H68ZM77 153V155H76V153ZM80 151V152H79ZM112 151V152H111ZM11 153L12 152V160L14 159L15 161H16V163H15V161L13 162L11 159L8 161L7 160V158H9V157H11L10 155L11 154H7V153ZM44 152V153H43ZM72 154H71V153ZM91 153V154H89V156H88V153ZM93 152V153H92ZM4 153H5V155H4ZM20 155H18V154ZM47 154H48V152H46ZM52 153V154H51ZM67 154V157H66V154ZM99 153V154H98ZM103 153V154H102ZM6 154H7V156H9V157H7L6 156ZM14 154V155H13ZM15 154H17L18 156H17V158H16V155ZM25 154V155H24ZM33 154V155H32ZM35 154V155H34ZM58 156H57V155ZM64 154V155H63ZM81 154H82V156H84V157H82L81 156ZM103 155V157L102 156H97V155ZM180 154V155H179ZM2 155H4V156H2ZM27 155V156H26ZM42 155H43V157H44V159H43V157H42ZM93 155V156H92ZM107 155V156H106ZM7 158H6V157ZM27 158H26V157ZM53 156H54V159H53ZM77 156V157H76ZM6 158V160H4L5 158ZM32 159H31V158ZM42 157V158H41ZM63 157H65L64 159H63ZM95 157V158H94ZM105 157V158H104ZM3 158V159H2ZM16 158V159H15ZM20 160H23V162L22 163H20L18 160L19 159ZM23 158V159H22ZM30 159L29 161H31L32 160V162H33V159L35 160V163L33 162V164L31 163V162H29L27 159ZM48 158V159H47ZM51 158V159H50ZM77 158V159H76ZM83 158H85V159H83ZM26 159V160H25ZM39 159V160H38ZM54 160V162H53V160ZM91 159H93V160H91ZM46 160H47V162H46ZM49 160V161H48ZM73 160H76V161H73ZM79 160V161H78ZM99 160V161H98ZM184 162H183V161ZM26 161H28V162H26ZM43 161H44V165H46V169H47V167H49V170H50V174H49V171L47 170H45L44 171V168H43V164L42 165H40L41 163H43ZM70 161V162H69ZM89 161V162H88ZM101 161V162H100ZM111 161V162H110ZM115 161V162H114ZM10 162V163H9ZM19 162V163H18ZM28 164V163H30V164H26V163ZM94 162V163H93ZM113 162H114V164H113ZM18 163V164H17ZM25 163V164H24ZM47 163H49V164H47ZM52 163V164H51ZM59 163V164H58ZM96 163H98V165L96 164ZM99 163H100V167H99ZM179 163H181V164H179ZM5 164V167H3L2 165H4ZM20 164V165H19ZM24 164V166H22V165ZM35 164H37L36 166H35V168H34V165ZM57 164V165H56ZM106 164V165H105ZM40 165V166H39ZM50 165V166H49ZM56 165V166H55ZM61 165V166H60ZM68 165V166H67ZM71 165V166H70ZM81 165V166H80ZM95 165H96V167H95ZM109 165V166H108ZM113 165V166H112ZM178 165V166H177ZM181 167H180V166ZM18 168H17V167ZM23 168V170L20 168ZM70 166V167H69ZM111 166V167H110ZM177 166V167H176ZM24 167H25V169H27L28 168V170L26 171V173H25V169H24ZM32 167V168H31ZM45 167V166H44ZM51 167V168H50ZM53 167V168H52ZM58 167V169H56ZM61 167V168H60ZM79 167V168H78ZM90 168V170L91 169H95V171L94 170H91V172H90V170H89V168ZM109 167H110V169H109ZM10 170H9V169ZM16 168V169H15ZM74 168V169H73ZM87 168L88 169V171H87V169L85 170V169ZM111 168H114V169H111ZM158 168V169H157ZM17 169H21L20 171L19 170H17ZM43 169V170H42ZM63 169V170H62ZM81 169V170H80ZM99 171H98V170ZM109 169V170H108ZM118 169V170H117ZM29 170H31V172H33V174H34V172H35V177H36V180L34 179L35 177L33 176V174L29 171ZM53 170V171H52ZM76 170V171H75ZM106 170V171H105ZM111 170V171H110ZM114 170V171H113ZM118 172H117V171ZM157 170V171H156ZM162 170V171H161ZM4 171V172H3ZM10 171V172H9ZM12 171V172H11ZM14 171H15V173H14ZM22 171V172H21ZM53 173H52V172ZM56 171V172H55ZM69 171V172H68ZM94 172V174H93V172ZM96 171H98V172H96ZM120 171V172H119ZM6 172V173H5ZM27 172H28V174L30 175V177L31 178H29L28 176V174H27ZM39 172H43V173H40L41 174V176L39 175V178L37 177V175H38V173ZM61 172V173H60ZM66 172V173H65ZM82 172V173H81ZM84 172V173H83ZM100 172H102V173H100ZM103 172L105 173V174H103ZM135 172V173H134ZM2 173H4V174H2ZM12 173V174H11ZM19 173V174H18ZM46 173H48L47 175H46ZM56 173H58V174H56ZM77 173V174H76ZM86 173V174H85ZM89 173V174H88ZM96 173H98V174H96ZM111 173V174H110ZM176 173H180L179 175L178 174H176ZM32 174V175H31ZM45 174V175H44ZM53 174H55V175H53ZM61 174V175H60ZM81 174V175H80ZM83 174V175H82ZM92 174V175H91ZM98 175L96 178V180H94L95 178H93V180H94V184L92 183H88V182H91L90 180H89V177L91 178V176L93 177L94 175ZM117 176H116V175ZM5 175V176H6ZM12 175V177H9V176H11ZM17 177H15V176ZM28 175V176H27ZM42 175H44L43 177L46 179H44L43 181H41L42 179H43V177H42ZM52 175H53V177H52ZM60 177H59V176ZM64 175V176H63ZM74 175H75V177H74ZM78 175V176H77ZM109 175V176H108ZM112 175V176H111ZM115 175V176H114ZM139 175V176H138ZM21 176H26V177H28V178H22ZM46 176V177H45ZM49 176V177H48ZM51 176V177H50ZM66 176H68V177H66ZM85 176V177H84ZM106 176V177H105ZM114 176V177H113ZM128 176V177H127ZM16 178V180L19 178V177H21V179H23V181H24V184H23V182H19V180H20V178H19V180L17 181L18 183H19V185H18V183L17 182H13L14 184H15V188H13L12 189V187L14 186V184L12 185V181L13 180H15V179H13V178ZM33 177V178H32ZM41 177V178H40ZM64 177H65V179H64ZM78 177H80V178H78ZM100 177V178H99ZM134 177H135V179H134ZM137 177V178H136ZM177 179L178 181L176 182V185H175V182L174 181H176L175 179ZM230 177V175L228 174V176L226 177V179H230L229 178ZM9 178L11 179L12 178V181L10 180V182H9ZM67 178V179H66ZM73 178V179H72ZM98 178H99V180H98ZM111 178V179H110ZM121 178V179H120ZM179 178V177H178ZM34 181H33V180ZM48 179V180H47ZM58 179V180H57ZM63 179V180H62ZM73 180V181H70V180ZM79 179H80V181H79ZM101 179V180H100ZM115 179V180H114ZM133 179V180H132ZM4 180V181H3ZM15 180V181H16ZM41 181V183H40V181ZM68 182H67V181ZM89 180V181H88ZM92 180V181H93ZM105 180V181H104ZM127 180H129L128 182H127ZM31 181L32 182H34V183H32V184H36V181L38 182V183H40L42 186H39V187H35V185L33 186L32 184H31ZM47 183H46V182ZM50 181V182H49ZM133 181V182H132ZM160 181V182H159ZM172 181H173V183H172ZM3 182H7V187H6V185L3 183ZM27 182H28V184H27ZM58 182V183H57ZM60 182V183H59ZM69 182H71V183H69ZM103 182H105V184H107V187H106V185L103 183ZM113 182V183H112ZM117 182V183H116ZM120 182L122 183V184H120ZM157 184L158 182H159V184L158 185H155V183ZM1 183H2V185H1ZM36 184V186H38L39 184ZM46 183V184H45ZM50 183V184H49ZM66 183V184H65ZM86 183H88V184H86ZM135 183V184H134ZM21 184H23L22 185V187H21ZM48 184V185H47ZM65 185V186H63V187H61V188H66L65 190L67 191H65L64 189H60V186H58V185ZM74 184H75V186H74ZM102 184V185H101ZM116 184V185H115ZM161 184V185H160ZM12 185V186H11ZM16 185H18V187H16ZM59 187L58 188V190L56 189L57 188V186ZM89 185V186H88ZM95 186V187H92V186ZM98 185V186H97ZM100 185V186H99ZM121 185V186H120ZM28 188H30V189H28L29 191L30 190H34L36 193H38V194H36V193H34V192H32V191H28V190H26L27 189V187ZM44 186H45V189L47 190L48 188H46V187H48L49 186V188H51V187H53V186H55L56 188H55V192H54V187L53 188H51V190H53L52 192L50 191V189L49 190H47V195L46 194H44L43 192H45L46 193V190L44 191L43 189V191H41V188H44ZM51 186V187H50ZM66 186H68L69 187V189L66 187ZM84 186V187H83ZM103 186H105V187H103ZM6 187V188H5ZM25 187V188H24ZM72 189H71V188ZM80 187H81V189H80ZM82 187L84 188V189H82ZM85 187H87V189L85 188ZM135 187H136V189H135ZM138 187V188H137ZM180 187V186H179ZM178 187V188H179ZM218 187L219 186H217V187H214L215 189H214V191L216 192L217 190V194H219V193H221L222 195L223 194H226L225 193V190H224V188L222 187V186H220L219 187V189H218ZM222 187V189L224 190V193H223V191H222V189H221V191H220V188ZM18 188V189H17ZM24 190H23V189ZM32 188V189H31ZM40 188V189H39ZM73 188H77L81 193H78L79 195L78 196H80V195H82V197H83V195H84V193H85V191L86 190H90V191H93V190H95V192H94V195H93V198L90 200L89 199V197L88 198H86L85 199V197H83L84 199H82L83 201H82V203H81V198L80 197H78L77 196V194H76V199H75V197L73 198L72 197V195H75V193H77V192H75L74 194H73V191H71V190H73ZM101 188V189H100ZM105 188V189H104ZM116 188H117V190H116ZM217 188V189H216ZM4 189V190H3ZM12 191H11V190ZM20 189V190H19ZM122 189H125V190H127V191H123ZM180 189V188H179ZM13 190H14V192H13ZM41 191V193H43V194H41L40 192H38V191ZM81 190H83V192L81 191ZM145 190V191H144ZM16 191V192H15ZM21 191H22V193H24V194H21ZM48 191H49V194H48ZM115 191H117V192H115ZM179 191V192H178ZM11 192V193H10ZM13 192V193H12ZM53 192H54V194H53ZM65 192H66V194H65ZM97 192V193H96ZM182 192V191H181ZM5 193V194H4ZM10 193V194H9ZM15 193V194H14ZM25 193H26V195H25ZM39 193H40V195H42V196H40L39 195ZM60 193H62V194H60ZM64 193V194H63ZM96 193V194H95ZM143 193V194H142ZM11 196V197H9V195ZM12 194H14V195H12ZM58 194V195H57ZM70 194V195H69ZM138 194V195H137ZM176 194H178V195H176ZM179 194H180V196H179ZM220 194V195H221ZM17 195L19 196V197H21L22 195V197L21 198H19V197H17ZM30 195H32V196H30ZM39 195V196H38ZM52 195H54V197L52 196ZM56 195L58 196V197H60V198H56ZM91 195H92V193H91ZM147 195V196H146ZM176 195V197H174ZM182 195V196H181ZM26 196V197H25ZM34 196V197H33ZM48 196V197H47ZM51 196V197H50ZM63 196V197H62ZM140 196V197H139ZM169 196H170V200H168V198H169ZM178 196V197H177ZM6 197V198H5ZM24 197V198H23ZM34 199H33V198ZM138 197V198H137ZM145 197H146V199H145ZM24 200H23V199ZM44 198V199H43ZM68 198V199H67ZM91 198V197H90ZM17 199H21L20 201H17ZM27 199H28V201H27ZM30 199V200H29ZM32 199V200H31ZM60 201H59V200ZM72 199V200H71ZM75 199V200H74ZM139 199H140V201H139ZM176 199V200H175ZM179 201H178V200ZM231 199V198H230ZM229 199V203H234V205H236V207H239L238 205H237V202H236V200L234 199V198H232V201ZM234 199V200H233ZM2 200V201H1ZM52 200H54V201H56V202H53ZM71 200V201H70ZM87 200V201H86ZM88 200H89V202L90 201H92L93 202V204H92V206H91V204H89V202H88ZM99 200V201H98ZM26 201V202H25ZM39 201H40V203H39ZM51 201V202H50ZM63 201V202H62ZM66 201L67 202H69V203H67L66 205L69 207H67L66 205H65V203H66ZM73 201V202H72ZM190 201V202H189ZM6 202H7V204H6ZM44 204H43V203ZM62 202V203H61ZM65 202V203H64ZM85 202L87 203V205H88V209H87V214H88V216L87 217H83V216H86L87 214H86V212L85 213H81V214H79V212H81L82 210H81V208H83V206L81 207L80 205L81 204H85ZM138 202V203H137ZM188 202V203H187ZM3 203H5L4 205H8V206H10L9 208H10V210H7V209H9L8 208V206H4L3 205ZM19 203H21V204H19ZM28 207H25V205ZM39 203V204H38ZM48 203V204H47ZM60 203V204H59ZM77 203H79V204H77ZM99 204V205H97V204ZM167 203V204H166ZM195 205H194V204ZM15 204H19L20 205V207L17 209L16 208V211L18 212V213H13L12 212V214L10 213L12 210L14 211V208L13 207H17V205H15ZM23 204V205H22ZM34 206H33V205ZM38 204V205H37ZM50 204V205H49ZM52 204H53V206H52ZM64 205L63 207H62V205ZM138 204V205H137ZM40 205V206H39ZM44 207H43V206ZM55 205V206H54ZM57 205H61V207H62V209L65 211V207L68 209V210H71V211H69L70 212V215H69V213L66 215V213H64V217H62L61 219H60V221H62L63 220V218H64V220L63 221H65V223H66V221H67V223L65 224V223H63V221L62 222H59L58 220H59V218H60V216H62V214L63 213H61V212H63V210L62 211H60L59 212V214H58V217L59 218H57L58 220H57V222H56V219L54 220L53 218H51V214L52 215H54V213L56 212V213H58V211H57V208H58V206ZM167 205H168V207H167ZM231 205V204H230ZM234 205H231V206H234ZM22 206L23 207H25L24 209L22 208ZM30 206H33V209L35 208V212L34 213H30V215H29V211H32V209H29L30 208ZM50 206V207H49ZM4 207H7V208H5L6 210H4ZM40 207V208H39ZM49 207V208H48ZM56 207V208H55ZM60 207V206H59ZM23 209V210H19V209ZM32 208V207H31ZM45 208V209H44ZM47 208L49 209V210H47ZM54 208V209H53ZM75 208V209H74ZM97 208V209H96ZM103 208V209H102ZM144 208V209H143ZM145 208H147V209H145ZM29 209V210H28ZM38 209H41V211H42V213H39V212H41L40 210H38ZM59 209V208H58ZM92 209V210H91ZM95 209H96V213L94 212L95 211ZM98 209H100V210H98ZM116 209H118V210H116ZM122 209V210H121ZM140 209V210H139ZM3 210H4V212H3ZM24 210H25V212H24ZM27 210V211H26ZM44 210V211H43ZM51 210V211H50ZM55 210V211H54ZM59 210H61V208L59 209ZM68 210H66L67 212H68ZM73 210V211H72ZM97 210H98V213H97ZM124 210V211H123ZM147 210V211H146ZM173 210V211H172ZM45 211H46V213H45ZM65 211V212H66ZM77 213H76V212ZM79 211V212H78ZM101 211H102V213H101ZM104 211V212H103ZM192 211L194 212V214L195 215H193V213H192ZM3 212V213H2ZM44 212V213H43ZM119 212V213H118ZM8 215H7V214ZM23 213H25V214H23ZM35 213H38L39 214V217L37 216V215H35ZM48 213L50 214V215H48ZM60 213H61V215H60ZM72 213V214H71ZM105 213H107V214H109V215H107V214H105ZM118 213V214H117ZM130 213V214H129ZM197 213V214H196ZM23 215V217L24 218H22V216H20V215ZM31 214H34L35 216H34V218H35V220H34V218L32 217V215ZM40 214H41V216H40ZM43 214H44V217H43ZM47 214V215H46ZM75 214H78V216L79 217H76L77 219L79 218V220H77L76 218H75V216L74 215ZM84 214H86V215H84ZM96 214V216L94 217V215ZM102 214V215H101ZM29 215V216H28ZM57 215V214H56ZM60 215V216H59ZM65 215H66V217H68V218H70V216L71 217H73V218H71V219H69L68 220V218H66L65 217ZM69 215V216H68ZM81 215V216H80ZM114 215V216H113ZM186 215L188 216V217H190V219L188 218V217H186ZM193 215V216H192ZM10 218H9V217ZM13 216V217H12ZM18 216V217H17ZM26 216V217H25ZM49 217V219L51 218V220H48V221H45V219L47 220L48 218L47 217ZM100 216V217H99ZM141 217V220L142 221H140L139 220V217ZM19 218V219H24L25 221H24V224H23V222L22 221H19L17 218ZM41 217V218H40ZM46 217V218H45ZM54 218H55V216H53ZM89 217V218H88ZM138 217V218H137ZM6 218V219H5ZM13 218V219H12ZM26 218V219H25ZM31 218L33 219V221L31 222ZM37 218L38 219H40V220H42V218H43V223L42 222H40L39 220H37ZM95 218V219H94ZM97 218V219H96ZM184 218H185V220H184ZM3 219V220H2ZM13 221V223L12 224H14V225H16L17 224V226L19 227V228H17V229H19L20 230V228L23 230H18V232H17V230H16V227H14V226H12V224H11V220ZM21 219V220H22ZM82 219H83V222H81L82 221ZM86 221H85V220ZM180 219H181V221H180ZM6 220V221H5ZM37 220V221H36ZM54 220V221H53ZM189 221V222H191L190 224L188 223H186V222H184V221ZM191 220V221H190ZM38 221L40 222V223H38ZM51 222V221H53V224H55V225H53L52 224V222L50 223V224H52L51 225V227H50V225H48L49 223L48 222ZM85 221V222H84ZM95 221V222H94ZM147 221V222H146ZM5 222V223H4ZM8 222V223H7ZM30 222V223H29ZM33 222H35L34 224L35 225H37L38 227H36L34 224H33ZM37 222V223H36ZM46 222L48 223L47 225H46ZM55 222V223H54ZM79 222L81 223V225L79 224ZM88 222V223H87ZM3 223V224H2ZM26 223H28L29 225H31L32 227H34V229H31L30 227L31 226H29L28 224V226L26 225ZM59 224V225H56V224ZM62 223V224H61ZM73 223V224H72ZM95 223V224H94ZM2 224V225H1ZM22 224H23V226H22ZM40 224H42V225H40ZM150 224V225H149ZM8 225H10V226H8ZM44 225V227H42ZM154 225V226H153ZM192 227H191V226ZM21 226V227H20ZM47 226V227H46ZM63 226V227H62ZM64 226H67V228L68 229H65L66 227H64ZM138 226V227H137ZM11 227V228H10ZM28 227V228H27ZM36 227V228H35ZM62 227V228H61ZM71 227V228H70ZM137 227V228H136ZM193 228V230L191 229V228ZM13 228H15L14 229V232H13ZM37 228H38V230H37ZM51 229V231L49 230V229ZM54 228V229H53ZM59 229V231H60V229H62L61 230V233H59V231H57L58 229ZM73 228V229H72ZM74 228H76L77 230H74ZM140 229V231H139V229ZM12 229V230H11ZM24 229H25V231H24ZM29 229H31V230H29ZM47 229V230H46ZM56 229V230H55ZM81 229V231H79ZM147 231H146V230ZM155 229V230H154ZM4 230H5V232H4ZM36 230H37V232H36ZM41 230L43 231H45L46 232V235H47V237H46V235H45V232H43V233H41ZM50 231V233H49V231ZM67 230V231H66ZM140 232H138V231ZM158 230V231H157ZM10 231V232H9ZM36 232V233H30V232ZM39 231V232H38ZM55 231V232H54ZM63 231V232H62ZM64 231H66V233L64 232ZM77 232V233H75V232ZM144 231V232H143ZM190 231V232H189ZM192 231V232H191ZM4 232V233H3ZM12 232V233H11ZM22 232V233H21ZM79 232H82V234L81 233H79ZM155 232V233H154ZM188 232V233H187ZM194 232V233H193ZM18 233V234H17ZM47 233H49V234H51V235H48ZM75 233V234H74ZM160 235H159V234ZM4 234V235H3ZM11 234V235H10ZM13 234H16L15 236H12ZM23 234V235H22ZM31 234V235H30ZM39 234H41V235H39ZM76 234H77V236H76ZM79 234V235H78ZM188 234V235H187ZM5 235H7V236H5ZM17 235H18V238H17ZM31 237H30V236ZM57 235V236H56ZM151 235H153V238H152V236ZM242 236H240V237H243V234H241ZM4 236H5V238H4ZM24 236V237H23ZM50 237V239H48L49 237ZM57 238H56V237ZM68 236V237H67ZM75 236L79 239V241H78V239L77 238H75ZM155 236V237H154ZM187 236V237H186ZM13 238V240H16V239H18V240H16V243H18V244H16L13 240V243H14V245L12 244V242H11V238ZM14 237L16 238V239H14ZM36 238V240H35V238ZM64 237V238H63ZM159 237V238H158ZM161 237V238H160ZM190 237V238H189ZM2 238V239H1ZM8 238V239H7ZM24 238V240L25 239H27L26 240V242L25 243H22V244H20L21 242L20 241H22V239ZM31 238V240H32V243H33V240L35 241V243H33V244H35V245H37V243L39 242V244H41V247L45 244L46 246H48L47 247V249H46V246H44V248L42 247V250H41V247L40 248H38V247H36V246H34V245H32V246H34V249H32L31 248V252H29V250L28 249H30V248H28L27 250H28V252H27V254L28 255H30V253H31V255L33 254V253H36L35 254V257H33L34 256V254H33V256H28V258H27V254L25 253V255L23 254V252L25 251H27L26 249H24L23 250V248H24V246H26L25 248H27L28 246H29V243H31L30 241H29V239ZM62 238V239H61ZM72 238H74V239H72ZM162 238H163V242L164 243H161L162 242ZM185 238V239H184ZM244 238H245V236H244ZM10 239V240H9ZM42 239H43V241L45 242L46 241V243H44L43 241H42ZM59 239V240H58ZM156 239V240H155ZM3 240V241H2ZM9 240V241H8ZM50 240V241H49ZM56 240H58V241H56ZM61 240V241H60ZM63 240V241H62ZM77 240V241H76ZM155 240V241H154ZM2 241V242H1ZM8 241V242H7ZM19 241V242H18ZM40 241H42V242H40ZM83 241V243H80V242H82ZM161 241V242H160ZM11 242V243H10ZM22 242H24V241H22ZM27 242H29V243H27ZM53 242V243H52ZM67 244H66V243ZM158 242V243H157ZM185 242V243H184ZM7 245H5V244ZM10 243V244H9ZM31 243V244H32ZM42 243H44L43 245H42ZM184 243V244H183ZM23 244H25V245H23ZM56 244V245H55ZM80 244H83V245H80ZM13 245V246H12ZM22 245V246H21ZM68 245V246H67ZM76 245V246H75ZM79 245V246H78ZM186 247V248H184V249H182V250H184V251H181V247ZM17 246H19V247H17ZM37 246H39V245H37ZM73 246V247H72ZM11 247V248H10ZM29 247H31V246H29ZM76 247H77V249H76ZM79 247V248H78ZM80 247H81V249H80ZM182 247V248H183ZM2 248V249H1ZM17 248V249H16ZM18 248H20V249H18ZM70 248V250L71 251H73V250H75V251H77V253L74 251V253H72V252H70V250H68ZM75 248V249H74ZM83 248V249H82ZM88 248V249H87ZM172 248V249H171ZM233 248H236V247H234L233 246ZM21 249H22V251H21ZM35 249H38V251H36ZM40 249V250H39ZM46 249V250H45ZM73 249V250H72ZM14 250V251H13ZM35 252H34V251ZM79 250V251H78ZM172 250V251H171ZM11 251V252H10ZM18 251V252H17ZM67 251H69V253L67 252ZM3 252V253H2ZM6 252V253H5ZM39 253V254H38ZM44 253V254H43ZM76 253V254H75ZM80 253H81V255H80ZM11 254V255H10ZM181 254V255H182ZM72 255V256H71ZM78 255V256H77ZM177 255L180 257H177ZM9 256H11V257H9ZM75 257V259H77V260H75V259H73L74 257ZM171 256V259L169 258ZM4 257V258H5ZM9 257V258H8ZM17 258V259H15V258ZM27 258V260H26V258ZM67 257H70L69 259L67 258ZM3 258V259H4ZM11 258H14V260L13 259H11ZM36 258V259H35ZM38 258H40V259H38ZM167 258H169V259H167ZM178 258V259H177ZM9 259V260H8ZM11 260H12V262H11ZM37 260V261H36ZM68 260L71 262H68ZM74 260V261H73ZM161 260H164V261H161ZM167 260V261H166ZM17 261H19V262H17ZM60 261V262H59ZM6 262H8V263H6ZM20 262H22V263H20ZM63 262V263H62ZM163 262V263H162ZM171 262H169V263H171ZM176 262V261H175ZM168 263V264H169Z\"/></svg>","mask_w":264,"mask_h":264},{"label":"bare ground","instance_id":"bare-ground-1","mask_svg":"<svg viewBox=\"0 0 264 264\" xmlns=\"http://www.w3.org/2000/svg\"><path fill=\"white\" fill-rule=\"evenodd\" d=\"M9 1V0H8ZM16 1V0H15ZM15 1H14V3H15ZM24 1V0H23ZM39 1H41V0H39ZM51 1V0H50ZM53 1V0H52ZM70 1V0H69ZM120 1H122V0H119V2ZM128 2H129V5H131L132 4V2H133V6H130V12H129V10L127 9L128 8V6H126L125 5V3H128V2H126V0H125V3H122V2H124V1H122V2H120V4L122 5H125L127 8V10H128V13H127V16H128V14L129 13H131V11H132V15H130L129 14V16H131V17H129V22L127 21V16H126V13H125V16L127 17H125V16H122V17H125V19H126V21L125 20H123V21H125L123 24H125V25H123V26H127V28H126V30L129 28V29H131V26H130V18H131V23H133V24H131L132 26L133 25H136V26H134L133 27V31H130V30H128V34H127V32H126V30H125V32H126V34L129 36V33H134V35L136 36V34H135V31H137L136 33H137V36H138V34L140 33V32H142L143 31V33H145V35H146V33H148V38H146V36H145V38L143 37V35H140V36H142V37H139L138 36V38L140 39V40H138V38L136 39V37L135 36H133L132 37V35L133 34H131V37H130V39L132 38V40H138L139 42L141 41L142 42V44H140L138 41H136V42H134L133 44V46H136V48H135V51H136V53H137V47H139L140 45H146V46H144V47H146V49H150V50H152V52L150 53V54H155L154 55V57L156 58V55L159 57L158 59L156 58V60H157V64H158V68L156 67H154V66H157L156 65V62L153 64V61L151 60V62H148L149 60H147V64H148V66H149V63L150 64H153L151 67H152V69H153V67H154V69H153V71H151L150 73H148V74H151V77L153 76V75H156L158 72H160L159 74H161L159 77H158V75H156L155 77H158V80H155V81H152L153 79H151V81H152V86L150 85V84H147V87L150 85L153 89H156L155 91L157 92V93H159L158 91L160 90V92L162 91V93L164 94V96L166 97V98H168V101H172L173 103H175L176 105H177V112L180 114L178 117H176L175 116V118L174 119H176V121H177V124L175 125L174 123L176 122H174L173 124H174V126H172L173 128H175V130H174V133L173 134H170V140H171V142H172V144H173V146L174 147H176V150H178V149H180V151L181 152H179L181 155H182V157H181V159H183L184 157H185V163L182 165V167H181V169L180 170H176V171H181V172H183V176H181V175H179L178 173H176V174H178L179 176H177V179L178 180H180L179 182H177L178 180L177 179H175L174 177V179L176 180V181H174L175 182V185H176V182L177 183H180V184H177L176 186H177V189L176 190H180V192L179 193H182V194H184V196H186L188 199H190V200H192V202H195L197 205H198V207H199V209L197 208L196 209V212H198V210H199V212H198V215H195L194 214V212L192 211V213H193V215H195L196 217L195 218H191V220H192V225H194L195 226V228H194V230H193V228H191L193 231H195L196 232V234H195V236L194 237H189L190 239L188 240V243L190 244V250H188V252H186V253H180V256H183V257H179L178 255H177V257H179L180 258V260L178 259V261L177 260H175L176 258H173L174 259V262H171L172 260H170L171 259V256L169 257V258H167V259H169L170 261L169 262H171V263H169V264H264V31H262L261 30V28L264 26V9H259V4L261 5V3H262V5H263V2H264V0H240V7H239V9H238V12L237 13H235V14H237V17H235L234 16V18H236V19H234V21H232L231 19H230V17H228V18H226V17H224V16H220V15H217V16H215L214 15V18H212L213 20H209V22L208 21H202V20H200V18H202L201 17V15H202V10L204 11V9H202V5H203V3H202V1L201 0H127ZM209 1V0H208ZM211 1V0H210ZM224 1V0H223ZM1 2H3V3H1ZM0 2V4H2L1 6L3 7V5H4V1L2 0ZM10 2V1H9ZM12 3H13V0L11 1ZM46 2H47V0H46ZM73 2V1H72ZM79 2V1H78ZM92 2V1H91ZM116 2V3H115ZM131 2V3H130ZM206 2V1H205ZM21 3H23V5H24V3L25 2H21ZM28 4H30L29 2H27ZM35 3V2H34ZM44 3V2H43ZM50 3H53V2H50ZM76 3V2H75ZM80 3V2H79ZM114 3L116 4V5H113V6H115V7H117V0L116 1H114ZM202 3V4H201ZM207 3V2H206ZM20 4V3H19ZM26 4V3H25ZM27 4V5H28ZM83 4V3H82ZM81 4V5H82ZM17 5V4H16ZM55 5H56V2H55ZM57 5H58V3H57ZM59 5H60V3H59ZM63 5V4H62ZM67 5V4H66ZM77 5V4H76ZM78 5H80V4H78ZM128 5V4H127ZM231 5V4H230ZM0 6V7H1ZM5 6V5H4ZM30 6V5H29ZM39 6H41V4L39 5ZM46 6V5H45ZM69 6H71L70 4H69ZM120 5H118V8H120L119 7ZM125 6L124 7H122L121 6V8H122V10L124 9L125 10ZM142 6H145V9H143V10H141V11H143V13H140L141 11H140V7H142ZM229 6V5H228ZM232 6V5H231ZM12 7V6H11ZM20 7H21V5H19V10H16V11H20ZM23 7V6H22ZM27 8V6H25L24 5V9L23 10H25L26 8ZM43 7V6H42ZM58 7V6H57ZM64 7V6H63ZM133 7V8H132ZM261 7V6H260ZM9 8H10V6H9ZM59 8H60V6H59ZM77 8V7H76ZM143 8V7H142ZM141 8V9H142ZM211 8H212V6H211ZM8 9V8H7ZM6 8H5V10H7ZM22 9V8H21ZM30 9H32L31 8V6H30ZM80 9V8H79ZM100 9V8H99ZM208 9V8H207ZM235 9V8H234ZM9 10V9H8ZM7 10V11H8ZM27 10H29V9H27ZM41 10V9H40ZM43 10H44V7H43ZM71 10V9H70ZM77 10H78V8H77ZM103 10V9H102ZM260 10H263V11H260ZM10 11L12 12L13 11V9H10ZM32 11V10H31ZM37 11V10H36ZM44 11H46V10H44ZM43 11V12H44ZM52 11V10H51ZM51 11L49 12L50 14H51ZM57 11V10H56ZM55 10H54V13L56 12ZM59 11L61 12L62 11V9H59ZM57 12V13H60V12ZM65 11H66V9H65ZM65 11H63V13H67V12H69L70 14H71V11H73L74 12V10H71V11H67V12H65ZM83 11V10H82ZM81 11V12H82ZM99 11H101V10H99ZM126 11V10H125ZM124 11V12H125ZM206 11H211V10H206ZM224 11V10H223ZM0 12H1V9H0ZM34 13H35V11H33ZM33 12H32V16H33V19L34 20H37V17L39 16H37V17H35L34 16V14H33ZM77 12V11H76ZM85 12V11H84ZM124 12H122L123 13V15H124ZM9 13V12H8ZM7 13V15L9 16V14ZM28 13H31V12H28ZM53 13V12H52ZM57 13L56 14H54L55 15V17L57 16ZM62 13V14H63ZM6 14V13H5ZM45 14V13H44ZM44 14H43V17H44ZM61 14V15H62ZM70 14H69V17H70ZM73 14L74 13H72V16L70 17V18H73ZM78 14H80V13H78ZM216 14V13H215ZM234 14V15H235ZM19 15H21L20 13H19ZM42 15V14H41ZM53 14H51V15H49V17H48V14H47V12H46V16L47 17H45L44 19H46V18H50V16H52V18H53V16H54ZM61 15L59 16L60 18H61ZM77 15V14H76ZM82 15H84V14H82ZM85 15H86V13H85ZM208 15V14H207ZM64 18L63 19H65V22L66 21H70L71 19H69V17H68V14H67V16H66V14H64ZM80 16V15H79ZM78 16V17H79ZM205 16H206V14H205ZM6 17V16H5ZM15 17V16H14ZM28 18H30L31 17V14L29 15V16H27ZM36 19H35V18ZM62 17H63V15H62ZM66 17H68V18H66ZM75 17V16H74ZM87 17V16H86ZM207 17H209V15L207 16ZM211 17H212V13H211ZM210 17V18H211ZM2 18V17H1ZM1 18H0V21H1ZM39 18V17H38ZM83 18H84V16H83ZM90 18V17H89ZM119 18H120V15H119ZM7 19V18H6ZM31 19L32 18H30L29 20L31 21ZM40 20H43L44 21V24L45 23H47V24H51V23H53V22H45V21H49L48 19H46V20H44V19H42V18H39ZM74 19V18H73ZM76 19H77V17H75V22L74 23H76ZM81 19V18H80ZM122 19H124V18H122ZM121 19V20H122ZM134 19H136L135 21H136V23L134 22ZM5 20V19H4ZM23 20H24V18H23ZM26 20H27V18H26ZM26 20H24L25 22H26ZM28 20V21H29ZM32 21V22H30V23H32V24H34V22L35 21ZM81 20H83V19H81ZM90 20V19H89ZM236 20V21H235ZM24 21H22L23 22V25L25 24V22ZM55 21V20H54ZM72 21V20H71ZM79 21V20H78ZM85 21V20H84ZM28 22V23H29ZM41 21H39V23H40ZM81 22V21H80ZM126 22H128V24L126 25ZM203 22H205L206 23V25L204 24H201V23H203ZM2 23V22H1ZM6 23V22H5ZM8 23V22H7ZM27 23V24H28ZM36 23V22H35ZM67 23V22H66ZM68 23H70V22H68ZM82 23V22H81ZM11 24V23H10ZM27 24H25V25H27ZM41 24H43V23H41ZM46 24V25H47ZM93 24V23H92ZM36 26H34V25H32V26H30V27H32L33 28V26L35 27V28H39L38 27V25H37V23L35 24ZM87 25V24H86ZM85 25V26H86ZM200 25H203V27H205L204 29L202 28H200ZM238 25V28L236 27ZM28 27L27 28H29V29H32V28H30L29 27V25H27ZM84 26V25H83ZM25 27L26 26H22V28L21 29H19V30H22L23 31V29L25 30ZM56 27V26H55ZM58 27V26H57ZM67 27H68V25H67ZM67 27H66V29H67ZM78 27V26H77ZM110 27V26H109ZM12 28V27H11ZM18 28V27H17ZM26 28V29H27ZM43 28V27H42ZM65 28V27H64ZM64 28H62V29H64ZM98 28V27H97ZM108 28V27H107ZM106 28V29H107ZM4 29H6V27L4 28ZM55 29H57V28H55ZM69 29V28H68ZM67 29V30H68ZM80 29V28H79ZM78 28L76 29L77 31L79 30ZM99 29V28H98ZM109 30H110V28H108ZM239 30L238 32H237V30ZM7 30V29H6ZM13 30H17V29H11V31H13ZM28 30V29H27ZM27 30H25V31H27ZM40 30H41V27H40ZM43 30V29H42ZM74 30V29H73ZM75 30V31H76ZM117 30V29H116ZM123 30V29H122ZM24 31V32H25ZM32 31H33V29H32ZM34 31H35V29H34ZM33 31V33H35ZM39 31V30H38ZM55 31H57V30H55ZM66 31V30H65ZM64 31V32H65ZM69 31V30H68ZM93 31V30H92ZM97 31V30H96ZM101 31H103V30H101ZM105 31V30H104ZM6 32V31H5ZM15 32V31H14ZM59 32H63V30L62 31H60L59 30ZM63 32V34H65ZM67 32V31H66ZM81 32H82V30H81ZM81 32H79V33H74V35H72V36H74V38L76 37V36H78L79 37V35L81 36L82 34H80ZM88 32H89V30H88ZM125 32H124V38L126 39V35H125ZM7 33V32H6ZM10 33V32H9ZM20 33H21V31H20ZM27 33V32H26ZM42 33V32H41ZM48 33V32H47ZM72 32H71V30H70V32H69V35L71 34ZM96 33V32H95ZM115 33V32H114ZM123 33V31L121 32V33H119V34H122ZM142 33V34H143ZM2 34V33H1ZM11 34V33H10ZM13 34V33H12ZM11 34V35H12ZM21 34H23V33H21ZM28 34H30L29 32H28ZM38 34V33H37ZM56 34L57 35H60L59 33H57L56 32ZM66 34H68V33H66ZM65 34V35H66ZM73 34V33H72ZM77 34V35H76ZM79 34V35H78ZM88 34V33H87ZM99 34V33H98ZM7 35H9V34H7ZM31 35H32V33H31ZM34 35V34H33ZM39 35V34H38ZM48 35H49V33H48ZM64 35V36H65ZM76 35V36H75ZM102 35V34H101ZM117 35V34H116ZM14 36L16 37V35L14 34ZM17 36H18V34H17ZM25 36H27V35H25ZM24 35L23 36H21V38H24L25 37ZM41 36V35H40ZM54 37H55V34L53 35ZM52 35H51V38H54ZM63 35L61 34V36L60 37H62ZM64 36H63V38H64ZM68 36V35H67ZM67 36L65 37V38H67ZM84 36H85V34H84ZM83 35H82V37H84ZM89 36V35H88ZM96 36H98V35H96ZM103 36V35H102ZM14 37V38H15ZM48 38L49 40H50V42L52 41L51 39H50V37H47L46 35L45 36H43L42 35V37H40L39 39V41H42L41 40V38ZM57 37V38H56ZM55 38L56 39H59L58 38V36H56ZM69 37V36H68ZM90 37H91V35H90ZM104 37V36H103ZM13 38V37H12ZM20 37L18 36V38H16V39H19ZM32 38H33V36H32ZM35 38V37H34ZM37 38V37H36ZM35 38V39H36ZM64 38V39H65ZM98 38V37H97ZM102 38V37H101ZM143 38V39H142ZM16 39H13V42L11 41V45L12 46H10V47H13V46H15V45H17V44H20L21 46L20 47H22V44L21 43H16L15 44V40ZM24 39H27V37H25ZM38 39V38H37ZM36 39V40H37ZM48 39H43L44 41L43 42H47L46 40H48ZM55 39V40H56ZM70 39H73V37L71 38H69V40H65V41H70ZM99 39V38H98ZM142 39V40H141ZM28 40V39H27ZM60 40H62V39H60ZM60 40L59 41H57L56 40V42L59 44L60 43ZM76 40V39H75ZM95 40V39H94ZM103 40V39H102ZM134 40V41H135ZM6 41V40H5ZM20 41V40H19ZM29 41V40H28ZM38 40H37V43H39L40 44V42H39ZM63 42H64V40H62ZM61 41V43H63ZM80 41V40H79ZM16 42H17V40H16ZM33 42H34V40H33ZM36 42V41H35ZM49 42V41H48ZM53 42H55L54 40H53ZM53 42H51L52 43V45L54 44V46L56 45H58L57 43H53ZM71 42H73V41H71ZM75 42V41H74ZM124 42H125V40H124ZM128 41L126 40V43H127ZM130 42H132V41H130ZM130 42L128 43L129 44V46L128 45H124L123 43V47H125V46H127V47H130L131 45H130ZM139 43V45H138V43ZM3 43V42H2ZM4 43H8V42H4ZM9 43H10V41H9ZM13 43H14V45H13ZM23 43H24V41H23ZM31 43V42H30ZM29 43V44H30ZM60 43V44H61ZM99 43V42H98ZM125 43V44H126ZM136 43V44H135ZM1 44V43H0ZM27 44V43H26ZM44 44V46L46 47H48V45H45V44H47V43H43ZM43 44H40V45H43ZM50 44V43H49ZM92 44V43H91ZM132 44V43H131ZM3 44H1V46H2ZM24 45H25V43H24ZM23 45V46H24ZM51 45V46H52ZM71 45V44H70ZM74 45V44H73ZM75 45H77V44H75ZM87 45V44H86ZM93 45V44H92ZM106 45V44H105ZM6 46H8L7 44H6ZM31 46V48H32V46H33V43H32V45H30ZM36 46H38V44L36 45L35 44V47ZM54 46H52L53 48H54ZM60 45H58V47H59ZM65 46H69V44H66ZM94 46V45H93ZM96 46V45H95ZM4 47H5V45H4ZM15 47H17V46H15ZM58 47H55V48H58ZM71 47V46H70ZM70 47H67V48H65V49H70L71 50V52L72 53H74L75 54V52L77 53H79V51H76V49L74 48V49H71ZM89 47V46H88ZM111 47V46H110ZM122 47V46H121ZM122 47V48H123ZM144 47H142L143 49H144ZM148 47V48H147ZM8 48H9V46H8ZM7 48V49H8ZM24 48H25V46H24ZM31 48H29L28 50H30V52L31 53H33L32 52V50H34L35 48H34V46H33V48L31 49ZM39 48V47H38ZM49 49H51L50 48V46L48 47ZM82 48V47H81ZM92 48V47H91ZM94 48V47H93ZM100 48V47H99ZM99 48H96V49H99ZM102 48V47H101ZM100 48V49H101ZM108 48V47H107ZM133 48V47H132ZM140 48V47H139ZM174 48H175V50L176 49H179L178 51H179V55H177L178 56V58H176V57H173V55L172 54H175V53H173V52H175L174 51ZM13 49H14V47H13ZM37 49V48H36ZM41 49V48H40ZM42 49H44L43 51H45V48H43L42 47ZM49 49H47V50H49ZM60 49H61V47H60ZM89 49V48H88ZM106 49V48H105ZM125 49H126V47H125ZM128 49V48H127ZM131 49V48H130ZM142 49V50H143ZM148 49V50H149ZM1 50V49H0ZM9 50H11V53H12V56L16 53L14 50H13V52H15V53H13L12 52V49L10 48ZM37 50H39V49H37ZM37 50H35V55H36V51ZM70 50H67V51H69L70 52ZM86 50V49H85ZM95 50V49H94ZM113 50V49H112ZM124 50V49H123ZM140 50H141V48H140ZM170 50H173L172 51V53H171V56L172 57H170V55H169V57H166L167 55H166V53L167 52H171ZM24 51V50H23ZM56 51V49L54 50V52ZM65 52V54L67 53L68 54V52H66V50H64ZM73 51H75V52H73ZM90 51H91V49H90ZM89 51V52H90ZM93 51V50H92ZM102 51V49L100 50V52ZM126 51V50H125ZM129 51V50H128ZM177 51V50H176ZM9 52V51H8ZM30 52L28 53V52H26L25 54H27L28 53V55L30 54ZM42 52V51H41ZM49 52V51H48ZM57 52V51H56ZM70 52V53H71ZM81 52V51H80ZM133 52H134V49H133ZM140 52H142L143 53V51H140ZM147 52H150V51H147ZM3 53V52H2ZM6 53V52H5ZM17 53H19L18 52V50H17ZM40 53V52H39ZM44 53H47V51L46 52H42L41 54L43 55ZM51 53V52H50ZM63 53V52H62ZM62 53L60 54V55H62ZM71 53V54H72ZM75 54L76 56L77 55H82L83 54V52H82V54L81 53H79V54ZM112 53V52H111ZM131 53V52H130ZM135 53V54H136ZM177 53V52H176ZM1 54V53H0ZM48 54V53H47ZM47 54H44L43 55V58H44V56L47 58V56H49V55H47ZM55 54V53H54ZM73 54V55H74ZM134 54V53H133ZM170 54V53H169ZM5 55H7V54H5ZM5 55H4V53H3V57L5 58ZM8 55H9V53H8ZM7 55V56H8ZM16 55V54H15ZM25 55L26 57H31V56H33L34 58H36L35 57V55ZM40 55V54H39ZM38 55V53H37V56H39ZM47 55V56H46ZM51 55V54H50ZM59 55V54H58ZM59 55V56H60ZM109 55V54H108ZM138 55H139V58H140V56H142L141 55V53L139 54L138 53ZM138 55L136 56V55H134V57L136 56V57H138ZM166 55V56H165ZM1 56H2V54H1ZM7 56H6V58H7ZM11 56V55H10ZM10 56H9V58H10ZM11 56V58L13 59L12 61H14L15 59H14V57L16 58V56H14V57H12ZM41 56V55H40ZM63 56H64V54H63ZM71 56V55H70ZM123 56V55H122ZM129 57H131L132 55H128ZM127 56V57H128ZM145 56V55H144ZM143 56V57H144ZM174 56H176V55H174ZM21 57H22V61H24V58H23V56L21 55ZM32 57V59L34 60V58ZM51 57H56L55 59H59L60 60V58L59 57H57V54L56 55H53V56H50L49 58H47V61H48V59H52ZM61 57V56H60ZM80 57V56H79ZM78 57V59H80ZM83 57V56H82ZM84 57H85V55H84ZM83 57V58H84ZM111 57V56H110ZM8 58V59H9ZM18 59H19V57H17ZM38 58V60H39V58H41V57H37ZM37 58H36V60H37ZM65 57H63V58H61V60H63ZM71 58V57H70ZM126 58V57H125ZM125 58H123V59H125ZM142 58V57H141ZM0 59H1V57H0ZM17 59V60H18ZM31 59V60H32ZM42 59V58H41ZM40 59V62H38V60H37V62H38V66L40 67H42L43 68V64L42 63H44L45 62V60H41ZM45 59V58H44ZM69 59V58H68ZM77 59V58H76ZM87 59V58H86ZM89 59V58H88ZM109 59V58H108ZM107 59V60H108ZM127 59V58H126ZM142 59H145V58H142ZM6 60V59H5ZM10 60V59H9ZM19 60H21V59H19ZM18 60V61H19ZM25 60H27V59H25ZM31 60L29 61V60H27V61H29V62H31ZM32 60V61H33ZM35 60V61H36ZM65 60H67V59H65ZM64 60V61H65ZM81 60V59H80ZM80 60H78V62H80ZM91 60H92V58H91ZM43 61V62H42ZM52 61H54V60H52ZM56 61V60H55ZM86 61V60H85ZM126 61V60H125ZM134 60H132V62H133ZM146 61V60H145ZM17 62V61H16ZM16 62H13L12 63V66H15V65H18L19 64V62H17L18 64H15ZM25 62V61H24ZM42 62V63H41ZM51 62V61H50ZM49 62V63H50ZM57 62V61H56ZM59 62V61H58ZM62 62V61H61ZM60 62V63H61ZM67 62V61H66ZM69 62V64H65L66 65V67L68 66V65H70V64H72V62L70 63V61H68ZM67 62V63H68ZM87 62V61H86ZM109 62V61H108ZM123 62V61H122ZM226 63L225 64V66L228 64V65H235V77H234V79L235 78H237V80L235 81V82H233V80L231 81V82H229L227 79V81L229 82H224V84H222L221 82L222 81H219L220 82V84L223 86V87H220L219 85V83L218 84H216V81L215 82H213L212 81V79H215V78H212V77H214L213 75H212V79H210V76H211V71H212V69L215 67L214 65L215 64H217V63ZM1 63H3V62H1ZM23 63V62H22ZM33 63V62H32ZM32 63H30V65L32 64ZM41 63V64H40ZM54 63V62H53ZM58 63L59 65H62V64H64V63ZM74 63V62H73ZM76 63V62H75ZM9 64V63H8ZM8 64H5V65H8ZM10 64H11V62H10ZM10 64L8 65V67H10ZM15 64V65H14ZM24 64V63H23ZM22 64V65H23ZM46 64H47V62H46ZM57 64V65H58ZM112 64V63H111ZM115 64V63H114ZM113 64V65H114ZM116 64H117V62H116ZM119 64H120V61H119ZM0 65H3V64H0ZM4 65V66H5ZM34 65H35V63H34ZM37 65H35V67L34 68H38L37 67ZM58 65V66H59ZM74 65V64H73ZM90 65V64H89ZM92 65V64H91ZM113 65L111 66V67H113ZM118 65V64H117ZM121 65H124L123 63L121 64ZM132 65V64H131ZM130 65V67H133V65L131 66ZM4 66H2L1 68H2V70H4L5 68H3ZM46 65H45V63H44V67H45ZM47 66H48V64H47ZM46 66V67H47ZM56 65H54V67H55ZM95 66V65H94ZM115 66V65H114ZM119 67H120V65H118ZM147 66V65H146ZM214 66V67H213ZM222 66V65H221ZM225 66L223 67L224 69H225ZM17 67H20V66H16V69H17ZM24 67H25V65H24ZM27 68H28V66H26ZM39 68L40 70H42V68ZM53 66H52V69L54 68ZM63 67V66H62ZM61 67V68H62ZM217 67H218V65H217ZM23 68V67H22ZM31 68V66H29V68L28 69H30ZM48 68V70H47V72L48 71H50L49 70V68L50 67H47ZM46 68V69H47ZM56 69L58 68V67H55ZM61 68H59V69H57V71L58 70H60ZM80 68V67H79ZM90 68V67H89ZM101 68H102V64H101ZM129 68V67H128ZM234 68V67H233ZM32 69H33V66H32ZM56 69H55V73H58V72H56ZM66 69V68H65ZM91 69L92 68H90V73H91ZM94 69V68H93ZM117 69H119L118 67L116 68V70L115 71H117L118 72V70ZM122 69H123V67H122ZM131 69V68H130ZM157 69V70H156ZM220 69V68H219ZM9 70V69H8ZM7 70V71H8ZM23 70H27V69H23ZM62 70H63V68L59 71V76H61L60 75V73L62 72ZM69 70V69H68ZM85 70V69H84ZM100 70V69H99ZM104 70V69H103ZM121 70V69H120ZM144 70V69H143ZM148 70V69H147ZM154 70H156V71H158L157 73H154L155 71ZM214 70H215V68H214ZM223 70V69H222ZM228 70V69H227ZM233 70V69H232ZM231 70V71H232ZM233 70V71H234ZM1 71V70H0ZM7 71L5 70V73H7ZM10 71V70H9ZM15 71V70H14ZM18 71H19V69H18ZM17 70L15 71V74H16V72H18ZM30 71V70H29ZM29 71H27V74L28 75H30V74H32V73H30ZM33 71L35 72V74H37L38 75V72H40V71H38V70H36V71H38V72H36L34 69H33ZM43 71H44V68H43ZM54 71V70H53ZM52 71V72H53ZM65 71H67V70H65ZM78 71V70H77ZM81 71V70H80ZM93 71H95V69L93 70ZM97 71V70H96ZM137 71V70H136ZM220 71V70H219ZM226 71V70H225ZM225 71H223V72H225ZM231 71H229V72H231ZM232 71V72H233ZM20 72V71H19ZM22 72H24V71H21V73ZM46 72V71H45ZM45 72H43L44 73V75H45ZM69 71H67L66 73H68ZM71 72V71H70ZM103 72V71H102ZM108 72V71H107ZM116 72V73H117ZM3 73V75H4V72H2ZM11 73V72H10ZM9 73V74H10ZM25 73V72H24ZM23 73V75H26V74H24ZM81 73V72H80ZM89 73V72H88ZM99 73V72H98ZM115 73V74H116ZM122 73V72H121ZM140 73V72H139ZM146 72H144V75H146L145 74ZM152 73H154V74H152ZM213 73V72H212ZM215 73V72H214ZM213 73V74H214ZM34 74V73H33ZM32 74V75H33ZM57 74V75H58ZM62 74V73H61ZM63 74H64V72H63ZM62 74V75H63ZM72 74H75V72L73 71V73H71V75ZM84 74H85V72H84ZM92 74V73H91ZM114 74V73H113ZM127 74V73H126ZM147 74V75H148ZM27 75V79L29 78V76ZM40 75V74H39ZM54 75H56V74H54ZM56 75V76H57ZM76 75V74H75ZM80 75V74H79ZM105 75V74H104ZM141 75V74H140ZM216 75V74H215ZM225 75V74H224ZM2 74H0V78L2 79ZM41 76V75H40ZM46 76V75H45ZM47 76H49V75H47ZM65 76H66V74H65ZM64 75L63 76H61V77H65ZM80 76H82V75H80ZM92 76V75H91ZM91 76L89 75L88 76V78H90V79H92L91 78ZM95 76V75H94ZM103 76V75H102ZM119 76V75H118ZM121 76V75H120ZM5 77H7V75H5ZM5 77H3V78H5ZM17 77V75L16 76H14V78H16ZM31 77H33V76H31ZM31 77H30V80L33 82V80L31 79ZM51 77V76H50ZM66 77H69V74H67V76ZM73 77H74V75H73ZM99 77V76H98ZM97 77V78H98ZM110 77V76H109ZM123 77V76H122ZM216 77V76H215ZM225 77H227V76H225ZM8 78H10V79H8ZM25 78V79H26ZM41 78V77H40ZM39 78V79H40ZM100 78V77H99ZM111 78V77H110ZM109 78V79H110ZM124 78V77H123ZM135 78H137V77H135ZM217 78V77H216ZM6 79H8V80H14L13 78H11V77H7ZM5 79V80H6ZM22 79H24V78H22ZM26 79V80H27ZM35 79V78H34ZM38 78H36V80H37ZM38 79V80H39ZM42 79L44 80H48V78L46 79V78H44V76L42 77ZM41 79V80H42ZM67 79V78H66ZM129 79H131L130 77H129ZM128 79V81H130ZM144 79H145V77H144ZM221 79V78H220ZM233 79V78H232ZM4 80V79H3ZM7 80V81H8ZM18 81H14L16 84H17V86L20 84L19 83V77H18V79H17ZM25 80V81H26ZM29 79H28V81H30ZM37 80V81H38ZM43 80H42V82L41 83H43ZM54 80H55V78H54ZM81 80V79H80ZM89 80V79H88ZM133 80V79H132ZM131 80V81H132ZM217 80V79H216ZM223 80V79H222ZM231 80V79H230ZM23 81V80H22ZM24 81V82H25ZM27 81V82H28ZM30 81V82H31ZM36 81V82H37ZM66 81V80H65ZM94 81V80H93ZM118 81V79L116 80V82ZM120 81H121V79H120ZM127 81V80H126ZM134 81V80H133ZM150 81V80H149ZM47 82V81H46ZM58 82H59V79H58ZM72 82V81H71ZM113 82V81H112ZM115 82V81H114ZM135 82V81H134ZM148 82V81H147ZM153 82H155L156 84V86H158V88L156 87V88H154V84H153ZM1 83V82H0ZM5 83V82H4ZM4 83H3V85H1L0 87L2 88V86H5L4 85ZM10 83L12 84V82L10 81ZM10 83H7L8 85L10 84ZM14 83V84H15ZM19 83V84H18ZM23 83V82H22ZM21 83V84H22ZM26 83V82H25ZM25 83H23V84H25ZM48 84H50V89H51V86H52V84L54 83L55 84V82H52V80H51V82L49 83V81L47 82ZM56 83H57V80H56ZM60 83V82H59ZM74 83V82H73ZM79 83V82H78ZM81 83V82H80ZM79 83V84H80ZM83 83V82H82ZM90 83V82H89ZM105 83V82H104ZM126 83V82H125ZM130 83V82H129ZM133 83V82H132ZM6 84V83H5ZM6 84V85H7ZM14 84H12V85H9V87H10V89H11V87H12V89H13V87H14ZM22 84V85H23ZM27 84V83H26ZM23 85V86H25V87H27V85L29 84V87H30V85H31V83H29L28 82V84L27 85ZM37 84V83H36ZM38 84H39V82H38ZM46 84V83H45ZM44 83H43V85H45ZM48 84H46L45 86H47ZM54 84H53V88L52 89H54ZM58 84V83H57ZM96 84H98V83H96ZM119 84V83H118ZM126 84H128V83H126ZM131 84V83H130ZM134 84V83H133ZM40 85V84H39ZM42 84L40 85V86H43ZM62 86H63V84H61ZM61 85H60V88H61ZM65 85H66V83H65ZM103 85V84H102ZM102 85H98L99 87L100 86H102ZM115 85H117V84H115L114 83V85H112V87L114 88V86ZM122 85V84H121ZM135 85V84H134ZM35 86V85H34ZM38 86V85H37ZM39 86V89L41 88ZM44 86V88L43 89H46V90H44L43 92H45L46 94H48L49 93V89H47V87H49V86H47V87H45ZM58 86H59V84H58ZM104 86V85H103ZM127 86V85H126ZM150 86H149V90H150ZM7 86H5L4 87V89L6 88ZM9 87H7L8 89H9ZM22 87V86H21ZM55 87H56V85H55ZM112 87H111V89H112ZM116 88H118L117 86H115ZM145 87V86H144ZM7 88L5 89V90H7ZM22 88H24V87H22ZM20 89L19 88V86L17 87V89H16V86L14 87V89L16 90V93H14V94H17V95H14L13 94V97L15 96H18L19 94L18 93H20V92H18V91H20V90H24V89ZM59 88V89H60ZM72 88H73V86H72ZM80 88V87H79ZM93 88H94V85H93ZM105 88V87H104ZM152 88H151V90H152ZM3 89V90H4ZM14 89H13V91H14ZM20 89V90H19ZM26 89V88H25ZM35 90L32 92V93H36L35 91H37V89L36 88H34ZM51 89V90H52ZM65 89H66V87H65ZM99 89H101V88H99ZM111 89H109L110 91H112ZM115 89V88H114ZM119 89V88H118ZM117 89V90H118ZM123 89V88H122ZM122 89H119V90H122ZM138 89H140V88H138ZM159 89V90H158ZM4 90V91H5ZM27 90V89H26ZM29 90V89H28ZM28 90L26 91V93L28 92ZM50 90V93L52 92ZM67 90V89H66ZM65 90V91H66ZM73 90V89H72ZM94 90V89H93ZM97 90H98V88H97ZM109 90L107 91V90H104L103 92H104V94H106L107 92L109 93ZM118 90V91H119ZM142 90V89H141ZM148 89L146 90V91H148L147 92V94L145 93V95L144 96H147V95H149V93L150 94H152V95H155L154 93H156L154 90H152L154 93H152L151 92V90L149 91ZM1 91V90H0ZM3 91V92H4ZM10 91V90H9ZM13 91H11L10 93H12ZM25 91V90H24ZM56 91L57 90H55V91H53V93L55 92L56 93ZM68 91H70V90H68ZM85 91V90H84ZM100 91V90H99ZM105 91H107L106 93H105ZM118 91H116V90H114V91H112V93H110L109 95H114V93L113 92H115V94H116V92H117V94H118ZM132 91V90H131ZM2 92V91H1ZM6 92V95L8 94L9 95V92L7 93V91H5ZM42 91H41V93L42 94H44ZM61 92H63L62 91V89H61ZM60 92V93H61ZM77 92V91H76ZM75 92V93H76ZM88 92H90V91H88ZM87 92V93H88ZM102 92V93H103ZM136 92V91H135ZM26 93L25 92H23V98L24 97H26L27 98V96L30 94V90H29V94H27L26 95ZM40 92H39V94H41ZM49 93V94H50ZM65 93V92H64ZM82 93H83V90H82ZM81 93V94H82ZM97 93H99V92H97ZM101 93V94H102ZM129 93V92H128ZM140 93V92H139ZM21 95H22V92L20 93ZM24 94H25V96H24ZM36 94H38V93H36ZM41 94V95H42ZM45 94V95H46ZM49 94H48V96H49ZM78 94V93H77ZM90 94V93H89ZM116 94V95H117ZM135 94V93H134ZM4 95H5V93H4ZM7 95V96H8ZM12 95V94H11ZM51 95H53L52 93H51ZM59 95V94H58ZM71 95V94H70ZM84 95V97H85V94H83ZM91 95V94H90ZM100 95V94H99ZM138 95V94H137ZM157 95V94H156ZM156 95H155V97H156ZM10 96V95H9ZM8 96V97H9ZM44 96V95H43ZM72 96V95H71ZM74 96V95H73ZM72 96V97H73ZM98 96V95H97ZM106 99L107 98H109L108 97V95L106 94ZM123 96V95H122ZM129 96H132V95H129ZM159 96V95H158ZM19 97V96H18ZM17 97V98H18ZM29 97V96H28ZM45 97V96H44ZM112 97V96H111ZM117 97V96H116ZM148 97H151V98H154V96L152 97V96H148ZM0 98H2V96H0ZM7 97H5V99H6ZM23 98L21 99V101H24L23 100ZM25 98V100H27ZM37 98H39V97H37ZM65 98V97H64ZM85 98H87V97H85ZM98 98V97H97ZM123 98V97H122ZM127 98H128V96H127ZM151 98H149V99H151ZM3 99V98H2ZM2 99H0L2 102H4V103H6L5 101H3ZM15 100L14 101H19V98L18 99H16V98H14ZM84 99V98H83ZM88 99H90V98H88ZM130 99H132V98H130ZM137 99V98H136ZM148 99V98H147ZM10 100H11V97H10ZM33 100V99H32ZM79 100H81L80 98H79ZM87 100V99H86ZM109 100H111L112 102H114L116 99H111V98H109L108 100H106V101H109ZM125 100V99H124ZM123 100V101H124ZM135 100V99H134ZM146 100V99H145ZM9 101V100H8ZM7 101V102H8ZM16 102V104H18L19 106H21V105H25V104H21L20 105V103H22V102ZM30 100H28L27 102H29ZM42 101V100H41ZM73 101H75V100H73ZM117 101V100H116ZM118 101H119V103L120 104H122V102H121V100H119V98H118ZM117 101V102H118ZM129 101V100H128ZM133 101V100H132ZM132 101H129V102H132ZM10 102V101H9ZM13 101H11V107L14 105L13 103H12ZM26 102V103H27ZM38 102V101H37ZM36 102V103H37ZM51 102H52V99H51ZM87 102V101H86ZM137 103H139L138 105H137V103H136V105H134L135 103H134V101H133V105L134 106H139L140 105V107L142 108V106L141 105H143V104H140V102H138V100L136 101ZM1 103V102H0ZM15 103V102H14ZM24 103V102H23ZM33 103H34V101H33ZM43 103H45V102H43ZM47 103V102H46ZM58 103V102H57ZM80 103V102H79ZM88 103H89V101H88ZM98 103V102H97ZM96 103V104H97ZM99 103H100V100H99ZM108 103V102H107ZM109 103H110V101H109ZM143 103V102H142ZM171 103V102H170ZM28 105L30 104V102L29 103H27ZM42 104V103H41ZM40 104V105H41ZM83 104V103H82ZM81 104V105H82ZM86 104V103H85ZM101 104V103H100ZM99 104V105H100ZM111 104V103H110ZM115 104V102L113 103V105ZM154 104H156V103H152V108H154L155 106H154ZM1 105H4V104H1ZM1 105H0V107H1ZM7 105V104H6ZM10 105H9V107H10ZM35 105V104H34ZM37 105V104H36ZM39 105V106H40ZM58 105H59V103H58ZM60 105H61V102H60ZM63 105V104H62ZM91 105V104H90ZM95 105V104H94ZM117 105V103L114 105V106H116ZM119 105V104H118ZM150 105H151V103H150ZM176 105H174V106H176ZM18 106V108H20L21 109V107H19ZM27 106V105H26ZM30 106V105H29ZM43 106V105H42ZM45 106V105H44ZM87 106H88V104H87ZM97 106V105H96ZM108 106V108L107 109H109V107H111V105H107ZM120 106V105H119ZM121 106H124L123 104L121 105ZM120 106V107H121ZM128 106V105H127ZM127 106L124 108V109H126L127 108ZM145 105H143V107H144ZM157 106H159V104L158 105H156V107ZM163 106V105H162ZM167 105H165V108H166V110H168V106L166 107ZM171 106H173V105H171ZM3 108H5L4 106H2ZM11 107L10 108H8V107H6V108H8L7 110H10L11 109ZM13 107H15V108H17V106H13ZM49 107V106H48ZM72 107V106H71ZM82 107V106H81ZM137 107H132L131 106V108H132V110L134 109V111L133 112H135V114H137V115H139V113H140V111L141 110H143V109H141L140 110V108H139V110H135V109H137ZM146 107H148V105H146L145 106V108ZM151 106H149V108H150ZM3 108H2V110H3ZM15 108H13L14 110H15ZM23 108V107H22ZM25 108V107H24ZM30 108V107H29ZM36 108V107H35ZM73 108V107H72ZM115 108V107H114ZM116 108L117 109H115V112H116V110L119 112L120 110L118 109V106H116ZM159 108V107H158ZM164 108V109H165ZM173 108H175V107H173ZM172 108V109H173ZM25 109H27V108H25ZM85 109V108H84ZM97 109V108H96ZM110 109H112V110H110V112H112L113 113V106L110 108ZM122 109H123V107H122ZM121 109V111H123L124 112V114L125 115H127L128 113L130 114L131 113V111L130 112H128L129 110H131V109H129V110H127V114L125 113V110H122ZM128 109V108H127ZM157 109V108H156ZM161 109V108H160ZM172 109H170L169 111L171 112V110ZM7 110H5L4 109V113L6 112V114L8 113L7 112ZM12 110V109H11ZM62 110V109H61ZM79 110H80V112H81V109H80V107H79ZM146 110V109H145ZM148 110V109H147ZM155 110V109H154ZM163 109H161V111H162ZM18 111V110H17ZM30 111V110H29ZM28 110H27V112H29ZM31 111H33V110H31ZM82 111H83V109H82ZM106 111H108V110H106ZM120 111V114H123V112H121ZM139 113H138V112ZM19 112V111H18ZM43 112V111H42ZM56 113H57V111H55ZM59 112V111H58ZM92 112V111H91ZM96 112V111H95ZM137 112V113H136ZM155 113H157L156 111H154ZM163 112L164 111H162V113L161 114H163ZM167 112V111H166ZM175 112V111H174ZM3 113V115H6V114H4ZM12 113H14V112H12ZM22 113V112H21ZM36 113V112H35ZM40 113V112H39ZM45 113V112H44ZM65 113V111L63 112V114ZM87 113H88V111H87ZM97 113V112H96ZM96 113H94V114H96ZM106 113H108V112H106ZM117 113V112H116ZM142 113V112H141ZM0 114H1V112H0ZM73 114V113H72ZM71 114V115H72ZM80 114H83V112H81ZM97 114H99V113H97ZM120 114H117V117H118V115H120ZM132 114V113H131ZM2 115V114H1ZM9 115H11V113L9 112ZM14 115H16V117H18L17 115H20V118L22 117V115L21 114H19V113H14ZM30 115V114H29ZM44 115H46V113L44 114ZM65 115H66V113H65ZM86 115V114H85ZM101 115H102V113H101ZM106 115V114H105ZM112 115V114H111ZM157 115V114H156ZM158 115H159V112H158ZM174 115V114H173ZM178 115V114H177ZM8 116V115H7ZM40 116H41V114H40ZM53 116H54V114H53ZM92 116V115H91ZM95 116V115H94ZM122 116V115H121ZM124 116V115H123ZM122 116V117H123ZM128 116V115H127ZM126 116V117H127ZM132 116V115H131ZM134 116V115H133ZM13 117V114L11 115V118ZM44 117V116H43ZM48 117V116H47ZM55 117V116H54ZM60 117H61V115H60ZM65 117V119L67 118L66 116H64ZM63 117V118H64ZM70 117V116H69ZM96 117V116H95ZM102 117V116H101ZM105 118H104V120L106 119V116H104ZM108 118H110V115H108L107 116ZM115 117H116V115H115ZM120 117V116H119ZM122 117H120V118H122ZM125 116H124V118H126ZM3 118V119H2ZM1 119L2 120H4V118L5 117H2ZM7 118H9V116L7 117ZM14 118H15V116H14ZM23 118H28V117H23ZM30 118V117H29ZM39 118V117H38ZM46 118V117H45ZM58 118V117H57ZM70 118H72V117H70ZM81 118H82V116H81ZM107 118V121L108 122H106V124L108 125V126H110L111 127V125H109V123H111L112 121H110V119H108ZM120 118H118V120L120 119ZM137 118V117H136ZM34 119V118H33ZM51 119H53L52 117H51ZM60 120H61V118H59ZM88 119H90V117L88 118ZM97 119H98V117H97ZM103 119V118H102ZM101 119V120H102ZM116 119V118H115ZM127 119V118H126ZM131 119V118H130ZM167 119V118H166ZM10 120V119H9ZM8 119H6V121H9ZM29 120V119H28ZM30 120H32V118L30 119ZM36 120V119H35ZM44 120V119H43ZM57 120V119H56ZM64 120V119H63ZM74 120H76L75 118H74ZM163 120V119H162ZM5 121V120H4ZM16 121V120H15ZM24 121V120H23ZM39 121V120H38ZM46 121V120H45ZM44 121V122H45ZM55 121V120H54ZM72 121H73V119L71 120V123H72ZM93 121V120H92ZM106 121V120H105ZM110 121V122H109ZM114 121V120H113ZM129 121V120H128ZM172 121V120H171ZM171 121H169V123L171 124ZM12 122H14V121H12ZM31 122V121H30ZM32 122H35V121H32ZM66 122V121H65ZM83 122V121H82ZM86 122H87V120H86ZM101 122H103V121H101ZM133 122V121H132ZM24 123H26L27 124V121H25ZM29 123V122H28ZM70 123V124H71ZM84 123V122H83ZM116 123H118L117 122V119H116ZM134 123V122H133ZM25 124V125H26ZM30 124V123H29ZM32 124H34V123H32ZM31 124V125H32ZM37 124V123H36ZM67 124V123H66ZM76 124V123H75ZM86 124V123H85ZM90 124H92V123H90ZM96 124V123H95ZM102 124H105V122H103ZM101 124V125H102ZM106 124H105V128H107L105 131L106 132H108L109 130V127H107L106 126ZM112 124V123H111ZM131 124V123H130ZM163 124V123H162ZM0 125H3V124H1L0 123ZM8 125V124H7ZM6 125V126H7ZM20 125V124H19ZM18 125V126H19ZM62 125V124H61ZM68 126H69V124H67ZM66 125V126H67ZM84 125V124H83ZM88 125V124H87ZM93 125H94V123H93ZM97 125H100V123L99 124H97ZM114 125H116V127L118 126L117 124H115L114 123ZM119 125H121L122 126V123L121 122H119ZM136 125H138L137 123H136ZM164 125V124H163ZM23 126V125H22ZM45 126V125H44ZM47 126V125H46ZM45 126V127H46ZM56 126V125H55ZM74 126V125H73ZM104 126V125H103ZM128 126V125H127ZM130 127H131V125H129ZM176 126V127H175ZM16 127V126H15ZM24 127H27V126H24ZM72 127V126H71ZM76 127V126H75ZM93 127V126H92ZM96 127H98V126H96ZM99 127H101V126H99ZM112 127H115V126H112ZM111 127V128H112ZM123 127V128H122ZM122 127H120V128H116L117 130H121V131H124L125 132V130H123L124 129V126H122ZM130 127H129V129H130ZM165 127V126H164ZM11 128H13V127H11ZM19 128H20V126H19ZM28 128H29V126H28ZM35 128H37L38 129V127H36V125H35ZM42 129H43V127H41ZM65 128V127H64ZM70 128V127H69ZM102 128V127H101ZM104 128V129H105ZM110 128V130L111 131H113L115 128H112L111 129ZM128 128V127H127ZM165 128H168V127H165ZM1 130L0 131H2L3 129L2 128H0ZM7 129V128H6ZM24 129V128H23ZM57 129V128H56ZM72 129H73V127H72ZM75 129V128H74ZM90 129H92V128H90ZM103 129V128H102ZM125 129H126V126H125ZM169 129V128H168ZM11 129H9V131H10ZM14 130V129H13ZM12 130V131H13ZM20 130H22V128L20 129ZM45 130V129H44ZM48 130H50V129H48ZM60 129H58V131H59ZM69 130V129H68ZM128 130V129H127ZM4 131V130H3ZM3 131H2V133H3ZM8 131V129H7V132H9ZM14 131H16V130H14ZM39 131V130H38ZM99 131H100V129H99ZM111 131H110V133H111ZM115 132H117V133H119L118 131H116V130H114ZM121 131H120V133H121ZM129 131V130H128ZM127 131V132H128ZM132 131H134V130H132ZM136 131V130H135ZM138 131V130H137ZM136 131V132H137ZM140 131V133H141V135H142V133L143 132H141V130H139ZM139 131H138V133H139ZM48 132V131H47ZM54 132V131H53ZM62 132V131H61ZM65 132H67V131H65ZM73 132H74V130H73ZM81 132V131H80ZM93 132V131H92ZM5 133V132H4ZM16 133H18V131L16 132ZM46 133V132H45ZM82 133V132H81ZM101 133V132H100ZM104 133V132H103ZM103 133H101V134H103ZM116 133V134H117ZM123 133V132H122ZM133 134H134V132H132ZM14 134V133H13ZM19 134V133H18ZM31 134H33V133H31ZM30 134V135H31ZM58 134V133H57ZM65 134V133H64ZM63 134V135H64ZM72 134V133H71ZM85 134V133H84ZM88 134H90V133H88ZM92 134H95V131H94V133H91L90 134V136L92 135ZM115 134V135H116ZM126 134V133H125ZM129 134H131V132L129 133ZM144 134V133H143ZM15 135V134H14ZM29 135V136H30ZM39 135H40V133H39ZM54 135H55V132H54V134H52V135H50V136H53L54 137ZM62 135V134H61ZM74 135V134H73ZM114 134H112V136H113ZM123 135V134H122ZM38 136V135H37ZM41 136H42V134H41ZM58 136V135H57ZM56 136V137H57ZM104 136V135H103ZM106 136V135H105ZM105 136L103 137V138H105ZM110 136V135H109ZM130 136V135H129ZM143 136V135H142ZM1 137H3V135L1 136ZM1 137H0V139H1ZM21 137H23V136H21ZM35 137V136H34ZM40 137V136H39ZM43 137H45L44 135H43ZM42 137V138H43ZM48 137V136H47ZM46 137V138H47ZM62 137V136H61ZM66 137V136H65ZM102 137V136H101ZM107 137V136H106ZM117 137V136H116ZM118 137H120L119 135H118ZM117 137V138H118ZM4 138V137H3ZM16 138H19V137H16ZM25 138V137H24ZM28 138H31V137H28ZM28 138H26L27 140H29ZM33 138V137H32ZM30 139V140H34V139ZM41 138V137H40ZM40 139V140H43V139ZM49 138H51V137H49ZM55 138V137H54ZM67 138V137H66ZM73 138V137H72ZM86 138V137H85ZM92 138H94V136L92 137ZM109 138V137H108ZM111 138V137H110ZM125 138V137H124ZM5 139V138H4ZM6 139H8L9 140V138H7L6 137ZM36 139H38V138H35V143L39 140H36ZM45 139V138H44ZM57 139V138H56ZM70 139V138H69ZM87 139V138H86ZM89 139V138H88ZM101 139V138H100ZM120 139H121V137H120ZM133 139H134V137H133ZM138 139V138H137ZM2 141H3V139H1ZM7 140V141H8ZM13 140V139H12ZM39 140V141H40ZM61 140H62V138H61ZM71 140V139H70ZM90 140V139H89ZM106 140V139H105ZM110 140V139H109ZM108 140V141H109ZM117 140V139H116ZM123 140V139H122ZM129 140V139H128ZM131 140V139H130ZM1 141V142H2ZM66 141H69V140H66ZM99 141V140H98ZM97 141V142H98ZM103 141H104V139H103ZM113 141V140H112ZM119 141V140H118ZM1 142H0V145H1ZM4 143L6 142V140L5 141H3ZM15 142V141H14ZM32 142V141H31ZM58 142V141H57ZM76 142V141H75ZM84 142V141H83ZM100 142V141H99ZM98 142V143H99ZM120 142V141H119ZM126 142V141H125ZM4 143H2V144H4ZM6 143H8V142H6ZM24 143V142H23ZM26 144H27V141L25 142ZM38 143H40V142H38ZM70 143V142H69ZM68 143V144H69ZM72 143V142H71ZM114 143V142H113ZM9 144V143H8ZM16 144V143H15ZM21 144H22V142H21ZM21 144H20V147H22L21 146ZM73 144H75V143H73ZM77 144V143H76ZM79 144V143H78ZM94 144H96V142L94 143ZM100 144H104V143H100ZM99 144V145H100ZM117 144V143H116ZM116 144H115V146H116ZM121 144H122V142H121ZM12 145V144H11ZM17 145V144H16ZM15 145V147H17ZM28 145V144H27ZM33 145V144H32ZM65 145H66V143H65ZM87 145H89V143L87 144ZM86 145V146H87ZM98 145V144H97ZM98 145V146H99ZM109 144H107V146H108ZM123 145V144H122ZM25 146V145H24ZM45 146V145H44ZM70 146V145H69ZM73 146V145H72ZM81 146V145H80ZM90 146V145H89ZM95 146V145H94ZM103 146V145H102ZM102 146L100 145V150L99 151H101V152H103L102 151ZM105 147H106V145H104ZM12 147V146H11ZM14 147V148H15ZM27 147V146H26ZM92 147H93V145H92ZM97 147V146H96ZM95 147V148H96ZM104 147V148H105ZM122 147V146H121ZM19 148V147H18ZM66 148V147H65ZM65 148H63L64 150H65ZM88 148H90V147H88ZM178 148V149H177ZM8 149V148H7ZM10 149H12V148H10ZM20 149V148H19ZM45 149L46 150H49L48 148H44L43 150L45 151ZM51 149V148H50ZM58 149V148H57ZM60 149V148H59ZM73 149H75V148H73ZM87 149V148H86ZM106 149H107V147H106ZM108 149H109V147H108ZM107 149V150H108ZM114 149H118V147L117 148H114ZM170 149H172V148H170ZM16 150V149H15ZM32 150V149H31ZM43 150H39V151H43ZM72 150V149H71ZM84 150V149H83ZM97 150H98V148H97ZM97 150L96 149H94V151H96V154H97ZM106 150V151H107ZM112 150V149H111ZM173 150H174V148H173ZM9 151V150H8ZM11 151V150H10ZM13 151V150H12ZM17 151V150H16ZM33 151V150H32ZM38 151V152H39ZM89 151V150H88ZM109 151V150H108ZM113 151V150H112ZM111 151V152H112ZM13 152H15V151H13ZM36 152V151H35ZM46 152H48V154L46 153ZM45 152V157L47 156L48 158H49V156H51L49 153H50V151H46ZM52 152H54V150L52 151ZM56 152V151H55ZM54 152V153H55ZM60 152V151H59ZM66 152V151H65ZM69 152V151H68ZM75 152V151H74ZM80 152V151H79ZM110 152V151H109ZM5 153H6V151H5ZM5 153H4V155H5ZM27 153H28V151H27ZM30 153H31V151H30ZM44 153V152H43ZM67 153V152H66ZM65 153V154H66ZM71 153V152H70ZM76 153V152H75ZM88 153V152H87ZM93 153V152H92ZM7 154L9 155V154H11L10 156L11 157H9V156H7ZM6 154V156L7 157H9V158H7L6 156V158H7V160L9 161L10 159L12 160V152L10 153H7ZM18 154V153H17ZM17 154H15L16 155V158H17V156L19 155H17ZM52 154V153H51ZM68 154V153H67ZM67 154H66V157H67ZM72 154V153H71ZM89 154H91V153H88V156H89ZM99 154V153H98ZM103 154V153H102ZM97 155L98 157L99 156H102L103 157V155ZM179 154V155H180ZM4 155H2V156H4ZM14 155V154H13ZM25 155V154H24ZM33 155V154H32ZM35 155V154H34ZM49 155V156H48ZM57 155V154H56ZM64 155V154H63ZM76 155H77V153H76ZM20 156V155H19ZM27 156V155H26ZM25 156V157H26ZM58 156V155H57ZM78 156V155H77ZM76 156V157H77ZM81 156H82V154H81ZM93 156V155H92ZM107 156V155H106ZM4 157V158H5ZM42 157H43V155H42ZM41 157V158H42ZM82 157H84V156H82ZM90 157V156H89ZM6 158L4 159V160H6ZM15 158V159H16ZM27 158V157H26ZM31 158V157H30ZM47 158V159H48ZM51 158H52V156H51ZM50 158V159H51ZM65 157H63V159H64ZM95 158V157H94ZM105 158V157H104ZM3 159V158H2ZM19 159V158H18ZM23 159V158H22ZM32 159V158H31ZM43 159H44V157H43ZM53 159H54V156H53ZM52 159V160H53ZM77 159V158H76ZM83 159H85V158H83ZM1 160V159H0ZM24 160V159H23ZM23 160H18L20 163H22L23 162ZM26 160V159H25ZM28 161L30 160L29 158L27 159ZM39 160V159H38ZM55 160V159H54ZM54 160H53V162H54ZM91 160H93V159H91ZM13 162L15 161L14 159L12 160ZM22 161V162H21ZM28 161H26V162H28ZM49 161V160H48ZM73 161H76V160H73ZM79 161V160H78ZM99 161V160H98ZM183 161V160H182ZM183 161V162H184ZM18 162V163H19ZM25 162V163H26ZM29 162H31L32 164H33V162L35 163V160L33 159V162H32V160L31 161H29ZM46 162H47V160H46ZM70 162V161H69ZM89 162V161H88ZM101 162V161H100ZM111 162V161H110ZM115 162V161H114ZM114 162H113V164H114ZM10 163V162H9ZM15 163H16V161H15ZM17 163V164H18ZM24 163V164H25ZM94 163V162H93ZM24 164L22 165V166H24ZM27 164V163H26ZM28 164H30V163H28ZM27 164V165H28ZM44 165V161H43V163H41L40 165ZM47 164H49V163H47ZM52 164V163H51ZM59 164V163H58ZM97 165H98V163H96ZM179 164H181V163H179ZM1 165V164H0ZM20 165V164H19ZM37 164H35L34 165V168H35V166H36ZM39 165V166H40ZM57 165V164H56ZM55 165V166H56ZM106 165V164H105ZM3 167H5V164L4 165H2ZM21 166V167H22ZM45 166V167H44ZM43 166V168H44V171L46 170H48L49 171V174H50V170H49V167H47V169H46V165H44ZM50 166V165H49ZM61 166V165H60ZM68 166V165H67ZM71 166V165H70ZM69 166V167H70ZM81 166V165H80ZM109 166V165H108ZM113 166V165H112ZM178 166V165H177ZM176 166V167H177ZM1 167V166H0ZM17 167V166H16ZM20 167V166H19ZM20 167V168H21ZM95 167H96V165H95ZM99 167H100V163H99ZM111 167V166H110ZM110 167H109V169H110ZM2 168V167H1ZM18 168V167H17ZM32 168V167H31ZM51 168V167H50ZM53 168V167H52ZM61 168V167H60ZM79 168V167H78ZM89 168V167H88ZM91 168V167H90ZM90 168H89V170H90ZM9 169V168H8ZM16 169V168H15ZM22 170H23V168H21ZM21 169H17V170H21ZM24 169H25V167H24ZM56 169H58V167L56 168ZM74 169V168H73ZM85 169V168H84ZM87 169V168H86ZM85 169V170H86ZM96 169V168H95ZM95 169H91V170H94L95 171ZM108 169V170H109ZM111 169H114V168H111ZM158 169V168H157ZM2 170V169H1ZM0 170V171H1ZM10 170V169H9ZM28 170V168L27 169H25V173H26V171ZM43 170V169H42ZM63 170V169H62ZM81 170V169H80ZM91 170H90V172H91ZM98 170V169H97ZM118 170V169H117ZM116 170V171H117ZM24 171V170H23ZM30 172H31V170H29ZM37 171V170H36ZM35 171V172H36ZM53 171V170H52ZM51 171V172H52ZM76 171V170H75ZM87 171H88V169H87ZM99 171V170H98ZM98 171H96V172H98ZM106 171V170H105ZM111 171V170H110ZM114 171V170H113ZM157 171V170H156ZM162 171V170H161ZM4 172V171H3ZM10 172V171H9ZM12 172V171H11ZM22 172V171H21ZM35 172H34V174H35ZM38 172V171H37ZM56 172V171H55ZM69 172V171H68ZM93 172V171H92ZM118 172V171H117ZM120 172V171H119ZM6 173V172H5ZM14 173H15V171H14ZM32 174H33V172H31ZM40 173H43V172H39L38 173V175H37V177L39 178V175L41 176V174ZM53 173V172H52ZM61 173V172H60ZM66 173V172H65ZM82 173V172H81ZM84 173V172H83ZM99 173V172H98ZM98 173H96V174H98ZM100 173H102V172H100ZM106 173V172H105ZM104 172H103V174H105ZM135 173V172H134ZM2 174H4V173H2ZM12 174V173H11ZM19 174V173H18ZM27 174H28V172H27ZM31 174V175H32ZM33 174V176L35 177V175ZM48 173H46V175H47ZM56 174H58V173H56ZM77 174V173H76ZM86 174V173H85ZM89 174V173H88ZM93 174H94V172H93ZM94 175L93 177L91 176V178L89 177V180L91 181V182H88V183H93L94 184V180H96L97 178V176L98 175ZM111 174V173H110ZM228 174L230 175V179H226V177L228 176ZM6 174H4V177L2 176V177H0V178H4L5 179V177H7L5 180L6 181H8V175H6ZM29 175V174H28ZM27 175V176H28ZM45 175V174H44ZM44 175H42V177L44 176ZM53 175H55V174H53ZM53 175H52V177H53ZM61 175V174H60ZM81 175V174H80ZM83 175V174H82ZM92 175V174H91ZM116 175V174H115ZM114 175V176H115ZM1 176V175H0ZM15 176V175H14ZM56 176V175H55ZM59 176V175H58ZM64 176V175H63ZM78 176V175H77ZM109 176V175H108ZM112 176V175H111ZM113 176V177H114ZM117 176V175H116ZM139 176V175H138ZM9 177H12V175L11 176H9ZM16 177V176H15ZM13 178V179H15L16 180V178ZM22 178L24 177V178H31L30 177V175L28 176V177H26V176H21ZM21 177H19L20 178V180H19V178L15 181V180H13L12 181V178L10 179L9 178V182H10V180L12 181L11 183H12V185L14 184L13 182H17L18 180H19V182H23V184H24V181L26 180H24L23 181V179H21ZM46 177V176H45ZM49 177V176H48ZM51 177V176H50ZM57 177V176H56ZM60 177V176H59ZM66 177H68V176H66ZM74 177H75V175H74ZM85 177V176H84ZM106 177V176H105ZM128 177V176H127ZM179 177V178H178ZM33 178V177H32ZM41 178V177H40ZM78 178H80V177H78ZM93 178H95L94 180H93ZM100 178V177H99ZM99 178H98V180H99ZM137 178V177H136ZM35 180H36V177L34 178ZM45 178L43 177V179L41 180V181H43ZM64 179H65V177H64ZM67 179V178H66ZM73 179V178H72ZM81 179V178H80ZM80 179H79V181H80ZM111 179V178H110ZM121 179V178H120ZM134 179H135V177H134ZM1 181H2V179H0ZM33 180V179H32ZM46 180V179H45ZM48 180V179H47ZM58 180V179H57ZM63 180V179H62ZM70 180V179H69ZM68 180V181H69ZM88 180V181H89ZM93 180V181H92ZM101 180V179H100ZM115 180V179H114ZM133 180V179H132ZM4 181V180H3ZM34 181V180H33ZM40 181V180H39ZM41 181H40V183H41ZM67 181V180H66ZM67 181V182H68ZM70 181H73V180H70ZM97 181V180H96ZM105 181V180H104ZM129 180H127V182H128ZM46 182V181H45ZM50 182V181H49ZM81 182V181H80ZM133 182V181H132ZM160 182V181H159ZM159 182L156 184L155 182V185H158L159 184ZM5 185L7 184V182L5 183V182H3ZM18 183V182H17ZM32 183H34V182H32L31 181V184ZM38 182L36 181V184H37ZM40 183H38L39 185L38 186H36V184H32L33 186L35 185V187L37 188V187H39V186H42ZM47 183V182H46ZM45 183V184H46ZM58 183V182H57ZM60 183V182H59ZM69 183H71V182H69ZM88 183H86V184H88ZM104 184H105V182H103ZM113 183V182H112ZM117 183V182H116ZM172 183H173V181H172ZM16 184V183H15ZM15 184H14V186L12 187V189L13 188H15ZM23 184H21V187H22V185ZM27 184H28V182H27ZM50 184V183H49ZM66 184V183H65ZM120 184H122L121 182H120ZM135 184V183H134ZM1 185H2V183H1ZM8 185V184H7ZM7 185H6V187H7ZM11 185V186H12ZM18 185H19V183H18ZM18 185H16V187H18ZM48 185V184H47ZM102 185V184H101ZM106 185V187H107V184H105ZM116 185V184H115ZM161 185V184H160ZM57 186V185H56ZM58 186H60V189H66V188H61V187H63V186H65L64 184L63 185H58ZM57 186V188L55 187V186H53L54 187V192H55V188L58 190V187ZM74 186H75V184H74ZM89 186V185H88ZM92 186V185H91ZM98 186V185H97ZM100 186V185H99ZM121 186V185H120ZM180 186V187H179ZM217 186H222L223 188H224V190H225V193L226 194H221V193H219V194H217L218 192V190L215 192L214 191V187H217ZM5 187V188H6ZM27 187V186H26ZM51 187V186H50ZM53 187H51V188H53ZM68 189H69V187L68 186H66ZM84 187V186H83ZM82 187V189H84ZM92 187H95V186H92ZM103 187H105V186H103ZM180 189H179V188ZM219 187H218V189H219ZM222 187L220 188V191H221V189H222ZM25 188V187H24ZM46 188H48L47 190H49L50 189V191L52 192L53 190H51V188H49V186L48 187H46ZM71 188V187H70ZM86 189H87V187H85ZM138 188V187H137ZM18 189V188H17ZM23 189V188H22ZM28 189H30V188H28L27 187V189L26 190H28ZM32 189V188H31ZM40 189V188H39ZM45 191L46 189H45V186H44V188H41V191H43V190ZM59 189V190H60ZM72 189V188H71ZM80 189H81V187H80ZM101 189V188H100ZM105 189V188H104ZM135 189H136V187H135ZM217 189V188H216ZM4 190V189H3ZM11 190V189H10ZM20 190V189H19ZM24 190V189H23ZM47 190H46V193L45 192H43L44 194H46L47 195ZM58 190V191H59ZM76 190V191H75ZM96 190V189H95ZM95 190H93V191H90V190H86L85 191V193H84V195H83V197H85V199L86 198H88L89 197V199L91 200L92 198H93V195H94V192H95ZM116 190H117V188H116ZM123 191L125 190V189H122ZM224 190L222 189V191H223V193H224ZM12 191V190H11ZM29 191V190H28ZM30 191H32V192H34V193H36L33 189L32 190H30ZM29 191V192H30ZM38 191V190H37ZM41 191H38V192H40L41 193ZM61 191V190H60ZM66 191V190H65ZM71 191H73V194L75 193V192H77V193H75V195H72V197L74 196H76V194H77V196L79 195L78 193H81L77 188H73V190H71ZM75 191V192H74ZM82 192H83V190H81ZM125 191H127V190H125ZM145 191V190H144ZM182 191V192H181ZM13 192H14V190H13ZM12 192V193H13ZM16 192V191H15ZM54 192H53V194H54ZM67 192V191H66ZM66 192H65V194H66ZM115 192H117V191H115ZM11 193V192H10ZM9 193V194H10ZM40 193H39V195H40ZM43 193H41V194H43ZM91 193H92V195H91ZM97 193V192H96ZM95 193V194H96ZM5 194V193H4ZM8 194V195H9ZM15 194V193H14ZM14 194H12V195H14ZM21 194H24V193H22V191H21ZM36 194H38V193H36ZM48 194H49V191H48ZM60 194H62V193H60ZM64 194V193H63ZM143 194V193H142ZM221 194V195H220ZM25 195H26V193H25ZM38 195V196H39ZM58 195V194H57ZM56 195V198L58 197ZM67 195V194H66ZM70 195V194H69ZM138 195V194H137ZM176 195H178V194H176ZM176 195L174 196V197H176ZM23 196V195H22ZM21 196V197H22ZM30 196H32V195H30ZM40 196H42V195H40ZM53 197H54V195H52ZM76 196V197H77ZM147 196V195H146ZM179 196H180V194H179ZM182 196V195H181ZM9 197H11L10 195H9ZM17 197H19L18 195H17ZM21 197H19V198H21ZM26 197V196H25ZM34 197V196H33ZM32 197V198H33ZM48 197V196H47ZM51 197V196H50ZM63 197V196H62ZM73 197V198H74ZM76 197H75V199H76ZM78 197H82V195H80V196H78ZM81 198V203H82V199H84V198ZM91 197V198H90ZM140 197V196H139ZM178 197V196H177ZM6 198V197H5ZM24 198V197H23ZM22 198V199H23ZM55 198V197H54ZM58 198H60V197H58ZM138 198V197H137ZM231 198V199H230ZM232 198H234L235 200H236V202H237V205L239 206V207H236V205H234V203L232 204V203H229L228 201H229V199L232 201ZM34 199V198H33ZM44 199V198H43ZM68 199V198H67ZM74 199V200H75ZM84 199V200H85ZM145 199H146V197H145ZM233 199V200H234ZM21 200V199H20ZM19 199H17V201H20ZM24 200V199H23ZM30 200V199H29ZM32 200V199H31ZM59 200V199H58ZM61 200V199H60ZM59 200V201H60ZM72 200V199H71ZM70 200V201H71ZM168 200H170V196H169V198H168ZM176 200V199H175ZM178 200V199H177ZM2 201V200H1ZM27 201H28V199H27ZM53 202H56V201H54V200H52ZM69 201V202H70ZM87 201V200H86ZM93 201V200H92ZM92 201H90L89 202V200H88V202H89V204H91V206H92V204H93V202ZM99 201V200H98ZM139 201H140V199H139ZM179 201V200H178ZM26 202V201H25ZM29 202V201H28ZM51 202V201H50ZM63 202V201H62ZM61 202V203H62ZM69 202H67L66 201V203H65V205L67 204V203H69ZM73 202V201H72ZM87 202V203H88ZM190 202V201H189ZM1 203V202H0ZM39 203H40V201H39ZM38 203V204H39ZM43 203V202H42ZM87 203L85 202V204H81L80 206L82 207L83 206V208H81V212H79V214H81L82 212L83 213H85L86 211H87V209H88V205H87ZM138 203V202H137ZM188 203V202H187ZM5 203H3V205H4ZM6 204H7V202H6ZM19 204H21V203H19ZM17 205V204H15V205H17V207L15 206V207H13L14 208V211L12 210L10 213L12 214V212L13 213H18L17 211H16V208L18 209L19 207H20V205ZM24 204V203H23ZM22 204V205H23ZM37 204V205H38ZM44 204V203H43ZM48 204V203H47ZM60 204V203H59ZM77 204H79V203H77ZM97 204V203H96ZM167 204V203H166ZM194 204V203H193ZM234 205V206H231V205ZM25 205V204H24ZM33 205V204H32ZM35 205V204H34ZM33 205V206H34ZM50 205V204H49ZM62 205V204H61ZM61 205H57L58 206V208L60 209L61 208V210H59L58 208H57V211H58V213H54V215H52L51 214V218H53L54 220L56 219V222H57V218H59L58 217V214H59V212L60 211H62L63 209H62V207L64 206V205H62V207H61ZM94 205V204H93ZM97 205H99V204H97ZM138 205V204H137ZM195 205V204H194ZM0 206H2V205H0ZM4 206H8V205H4ZM11 206V205H10ZM10 206H8V208L10 207ZM19 206V207H18ZM33 206H30V208L29 209H32V211H29V215H30V213L32 212V213H34L36 210H35V208L33 209ZM40 206V205H39ZM43 206V205H42ZM52 206H53V204H52ZM55 206V205H54ZM60 206V207H59ZM67 206V205H66ZM25 207H27L26 205H25ZM25 207H23L22 206V208L24 209ZM32 207V208H31ZM44 207V206H43ZM50 207V206H49ZM48 207V208H49ZM68 207V206H67ZM167 207H168V205H167ZM5 208H7V207H4V210H6ZM28 208V207H27ZM40 208V207H39ZM47 208V210H49ZM56 208V207H55ZM69 208V207H68ZM23 209H19L20 211L21 210H23ZM28 209V210H29ZM45 209V208H44ZM54 209V208H53ZM65 209V211L66 210H68L66 207L64 208ZM75 209V208H74ZM97 209V208H96ZM96 209H95V213H96ZM103 209V208H102ZM144 209V208H143ZM145 209H147V208H145ZM1 210V209H0ZM4 210H3V212H4ZM7 210H10V208L9 209H7ZM6 210V211H7ZM38 210H40L41 211V209H38ZM92 210V209H91ZM98 210H100V209H98ZM98 210H97V213H98ZM116 210H118V209H116ZM122 210V209H121ZM140 210V209H139ZM27 211V210H26ZM34 211V212H33ZM44 211V210H43ZM51 211V210H50ZM55 211V210H54ZM64 210H63V212H61V213H63L62 214V216H60L61 215V213H60V218H59V222H62L63 220H64V218H63V220L62 221H60V219L62 218V217H64V213H66V215L69 213V215H70V212L69 211H71V210H68V212L66 211L65 212ZM73 211V210H72ZM124 211V210H123ZM147 211V210H146ZM173 211V210H172ZM2 212V213H3ZM24 212H25V210H24ZM76 212V211H75ZM104 212V211H103ZM5 213V212H4ZM26 213V212H25ZM25 213H23V214H25ZM39 213H42V211L41 212H39ZM44 213V212H43ZM45 213H46V211H45ZM77 213V212H76ZM101 213H102V211H101ZM119 213V212H118ZM117 213V214H118ZM7 214V213H6ZM57 214V215H56ZM72 214V213H71ZM86 214H87V212H86ZM86 214H84V215H86ZM105 214H107V213H105ZM130 214V213H129ZM197 214V213H196ZM8 215V214H7ZM20 215V214H19ZM28 215V216H29ZM32 215V217L34 218V216L35 215H37L38 217H39V214L38 213H35V215L34 214H31ZM47 215V214H46ZM48 215H50L49 213H48ZM66 215H65V217H66ZM68 215V216H69ZM74 215V214H73ZM102 215V214H101ZM107 215H109V214H107ZM192 215V216H193ZM1 216V215H0ZM20 216H22V218H24L23 217V215H20ZM40 216H41V214H40ZM53 216H55V218L53 217ZM75 216V218L76 217H79L78 216V214H75L74 215ZM81 216V215H80ZM88 216V214L86 215V216H83V217H87ZM96 216V214L94 215V217ZM98 216V215H97ZM96 216V217H97ZM114 216V215H113ZM3 217V216H2ZM2 217H0V218H2ZM9 217V216H8ZM13 217V216H12ZM18 217V216H17ZM16 217V218H17ZM26 217V216H25ZM36 217V216H35ZM43 217H44V214H43ZM47 217V216H46ZM45 217V218H46ZM50 217V216H49ZM49 217H47L48 219L46 220L45 219V221H48V220H51V218L49 219ZM100 217V216H99ZM139 217V216H138ZM137 217V218H138ZM186 217H188L187 215H186ZM10 218V217H9ZM21 218V219H22ZM41 218V217H40ZM66 218H68V217H66ZM71 218H73V217H71L70 216V218H68V220L69 219H71ZM89 218V217H88ZM189 219H190V217H188ZM6 219V218H5ZM13 219V218H12ZM19 221H22L23 222V224H24V219H19V218H17ZM26 219V218H25ZM77 219V218H76ZM95 219V218H94ZM97 219V218H96ZM3 220V219H2ZM11 220V219H10ZM34 220H35V218H34ZM37 220H39L40 222H42L43 223V218H42V220H40V219H38L37 218ZM36 220V221H37ZM53 220V221H54ZM77 220H79V218L77 219ZM81 220V219H80ZM79 220V221H80ZM85 220V219H84ZM139 220L140 221H142L141 220V217H139ZM184 220H185V218H184ZM183 220V221H184ZM190 220V221H191ZM6 221V220H5ZM12 221V220H11ZM14 221V220H13ZM13 221L11 222V224L13 223ZM16 221V220H15ZM14 221V222H15ZM33 221V219L31 218V222ZM38 221V223H40ZM53 221H51L52 222V224H53ZM86 221V220H85ZM84 221V222H85ZM180 221H181V219H180ZM17 222V221H16ZM15 222V223H16ZM50 221L47 223L46 222V225L48 224V225H50V227H51V225L52 224H50L51 223ZM81 222H83V219H82V221ZM95 222V221H94ZM147 222V221H146ZM184 222H186V221H184ZM189 224L191 223V222H189V221H187ZM186 222V223H187ZM5 223V222H4ZM8 223V222H7ZM30 223V222H29ZM35 222H33V224H34ZM37 223V222H36ZM55 223V222H54ZM63 223H65V221H63ZM66 223H67V221H66ZM65 223V224H66ZM88 223V222H87ZM187 223V224H188ZM3 224V223H2ZM1 224V225H2ZM23 224H22V226H23ZM28 223H26V225H27ZM44 224V223H43ZM62 224V223H61ZM73 224V223H72ZM79 224L81 225V223L79 222ZM95 224V223H94ZM29 225V224H28ZM27 225V226H28ZM35 225V224H34ZM40 225H42V224H40ZM53 225H55V224H53ZM56 225H59L58 223L56 224ZM150 225V224H149ZM8 226H10V225H8ZM12 226H14V227H16L17 226V224L16 225H14V224H12ZM19 226V225H18ZM16 227V230H17V232H18V230L19 229H17V228H19V227ZM29 226H31V225H29ZM28 226V227H29ZM36 227H38L37 225H35ZM154 226V225H153ZM21 227V226H20ZM27 227V228H28ZM35 227V228H36ZM42 227H44V225L42 226ZM47 227V226H46ZM63 227V226H62ZM61 227V228H62ZM64 227H66L65 229H68L67 228V226H64ZM138 227V226H137ZM136 227V228H137ZM11 228V227H10ZM22 228V227H21ZM20 228V230H22ZM31 229H34V227H30ZM71 228V227H70ZM0 229H1V226H0ZM14 229L15 228H13V232H14ZM31 229H29V230H31ZM49 229V228H48ZM54 229V228H53ZM58 229V228H57ZM73 229V228H72ZM139 229V228H138ZM2 230V229H1ZM12 230V229H11ZM19 230V231H20ZM37 230H38V228H37ZM37 230H36V232H37ZM47 230V229H46ZM50 231H51V229H49ZM48 230V231H49ZM56 230V229H55ZM61 230L62 229H60V231H59V229L57 230V231H59V233H61ZM74 230H77L76 228H74ZM146 230V229H145ZM155 230V229H154ZM23 231V230H22ZM24 231H25V229H24ZM50 231H49V233H50ZM67 231V230H66ZM66 231H64L65 233H66ZM78 231V230H77ZM79 231H81V229L79 230ZM138 231V230H137ZM139 231H140V229H139ZM138 231V232H139ZM147 231V230H146ZM158 231V230H157ZM1 232V231H0ZM4 232H5V230H4ZM3 232V233H4ZM10 232V231H9ZM30 232V231H29ZM36 232H33V233H36ZM39 232V231H38ZM43 232H45L44 230L42 231L41 230V233H43ZM55 232V231H54ZM63 232V231H62ZM75 232V231H74ZM144 232V231H143ZM190 232V231H189ZM192 232V231H191ZM12 233V232H11ZM22 233V232H21ZM30 233H32V232H30ZM32 233V234H33ZM49 233H47L48 235H51V234H49ZM75 233H77V232H75ZM74 233V234H75ZM79 233H81L82 234V232H79ZM140 233V232H139ZM155 233V232H154ZM188 233V232H187ZM194 233V232H193ZM18 234V233H17ZM37 234V233H36ZM159 234V233H158ZM241 234H243V237H240V236H242ZM4 235V234H3ZM11 235V234H10ZM16 234H13L12 236H15ZM23 235V234H22ZM31 235V234H30ZM29 235V236H30ZM34 235V234H33ZM39 235H41V234H39ZM45 235H46V232H45ZM79 235V234H78ZM160 235V234H159ZM188 235V234H187ZM240 235V236H239ZM5 236H7V235H5ZM5 236H4V238H5ZM57 236V235H56ZM55 236V237H56ZM76 236H77V234H76ZM75 236V238H77ZM152 236V238H153V235H151ZM244 236H245V238H244ZM24 237V236H23ZM31 237V236H30ZM46 237H47V235H46ZM49 237V236H48ZM51 237V236H50ZM50 237L48 238V239H50ZM68 237V236H67ZM155 237V236H154ZM187 237V236H186ZM11 238V237H10ZM17 238H18V235H17ZM35 238V237H34ZM57 238V237H56ZM64 238V237H63ZM79 238V237H78ZM77 238V239H78ZM159 238V237H158ZM161 238V237H160ZM2 239V238H1ZM8 239V238H7ZM14 239H16L15 237H14ZM19 239V238H18ZM18 239H16V240H18ZM22 239V238H21ZM62 239V238H61ZM72 239H74V238H72ZM185 239V238H184ZM10 240V239H9ZM8 240V241H9ZM13 238H11V242H12V244L14 245V243H13V241L16 243V240H13ZM26 240L27 239H25L24 240V238L22 239V241H24V242H22V241H20L21 243L20 244H22V243H25L26 242ZM35 240H36V238H35ZM51 240V239H50ZM49 240V241H50ZM59 240V239H58ZM58 240H56V241H58ZM75 240V239H74ZM156 240V239H155ZM154 240V241H155ZM3 241V240H2ZM1 241V242H2ZM7 241V242H8ZM29 241L32 243V240H31V238L29 239ZM42 241H43V239H42ZM42 241H40V242H42ZM61 241V240H60ZM63 241V240H62ZM77 241V240H76ZM78 241H79V239H78ZM10 242V243H11ZM19 242V241H18ZM44 242V241H43ZM59 242V241H58ZM161 242V241H160ZM9 243V244H10ZM27 243H29V242H27ZM31 243H29V246H31V247H27V248H25L26 246H24V248H23V250L24 249H28V248H30V249H28L29 250V252H31L32 250H31V248L32 249H34V246H36V247H38V248H40L41 247V244H39V242L37 243V245H39V246H37V245H35L36 243H35V241L33 240V243H35V244H31ZM44 243H46V241L44 242ZM44 243H42V245L44 244ZM53 243V242H52ZM66 243V242H65ZM80 243H83V241L82 242H80ZM158 243V242H157ZM161 243H164L163 242V238H162V242ZM185 243V242H184ZM183 243V244H184ZM5 244V243H4ZM7 244V243H6ZM5 244V245H6ZM16 244H18V243H16ZM67 244V243H66ZM0 245H1V243H0ZM12 245V246H13ZM23 245H25V244H23ZM32 245H34V246H32ZM56 245V244H55ZM80 245H83V244H80ZM7 246V245H6ZM22 246V245H21ZM44 246H46L45 244L42 246L43 248H44ZM68 246V245H67ZM76 246V245H75ZM79 246V245H78ZM180 246V245H179ZM233 246L234 247H236V248H233ZM17 247H19V246H17ZM42 247H41V250H42ZM47 247L48 246H46V249H47ZM73 247V246H72ZM181 247V246H180ZM183 247V246H182ZM181 247V251H184L185 249L184 248H186V247H183L182 248ZM11 248V247H10ZM79 248V247H78ZM2 249V248H1ZM17 249V248H16ZM18 249H20V248H18ZM45 249V250H46ZM75 249V248H74ZM76 249H77V247H76ZM80 249H81V247H80ZM83 249V248H82ZM88 249V248H87ZM172 249V248H171ZM182 249H184V250H182ZM28 250L25 252H23V254L25 255V253L27 254V252H28ZM36 251H38V249H35ZM40 250V249H39ZM68 250H70V248L68 249ZM73 250V249H72ZM1 251H3V250H0V252ZM14 251V250H13ZM21 251H22V249H21ZM34 251V250H33ZM74 251L75 250H73V251H71L70 250V252H72V253H74ZM79 251V250H78ZM172 251V250H171ZM11 252V251H10ZM18 252V251H17ZM28 252V253H29ZM35 252V251H34ZM68 253H69V251H67ZM76 253H77V251H75ZM3 253V252H2ZM6 253V252H5ZM75 253V254H76ZM33 254H34V256H33ZM32 255H31V253H30V255H26L27 256V258H28V256H33V257H35V254L36 253H33ZM39 254V253H38ZM44 254V253H43ZM182 254V255H181ZM1 255V254H0ZM6 255V254H5ZM5 255H4V253H3V256L5 257ZM11 255V254H10ZM80 255H81V253H80ZM7 256V255H6ZM72 256V255H71ZM78 256V255H77ZM0 257V259H2L1 260V262L2 261H4V260H6L7 258L5 257ZM9 257H11V256H9ZM8 257V258H9ZM74 257V256H73ZM4 258V259H3ZM15 258V257H14ZM14 258H11V259H13L14 260ZM26 258V257H25ZM27 258H26V260H27ZM68 259L70 258V257H67ZM15 259H17V258H15ZM36 259V258H35ZM38 259H40V258H38ZM73 259H75V257L73 258ZM9 260V259H8ZM70 260V259H69ZM68 260V262H70ZM75 260H77V259H75ZM7 261V260H6ZM37 261V260H36ZM74 261V260H73ZM161 261H164V260H161ZM167 261V260H166ZM176 261V262H175ZM0 262V263H1ZM11 262H12V260H11ZM17 262H19V261H17ZM60 262V261H59ZM6 263H8V262H6ZM20 263H22V262H20ZM63 263V262H62ZM71 263V262H70ZM163 263V262H162ZM164 263H166L165 261H164ZM163 263V264H164ZM167 263V264H168ZM3 264H5V263H3Z\"/></svg>","mask_w":264,"mask_h":264}]
</instances>
